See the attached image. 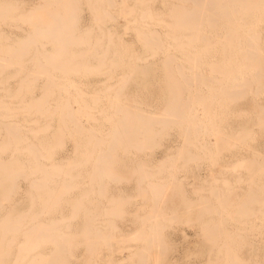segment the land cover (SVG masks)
Wrapping results in <instances>:
<instances>
[{
  "label": "bare ground",
  "instance_id": "obj_1",
  "mask_svg": "<svg viewBox=\"0 0 264 264\" xmlns=\"http://www.w3.org/2000/svg\"><path fill=\"white\" fill-rule=\"evenodd\" d=\"M1 1H5V0H1ZM0 1V2H1ZM17 2H18V0H16ZM36 1V0H35ZM44 1V0H43ZM49 0H46V2L47 3H49L48 2ZM54 1V0H53ZM58 1V0H57ZM64 0H60L59 1V3L58 2H55L54 4H52L53 6L52 7H55V5L56 6H58L59 4H60V2H63ZM80 0H78V2H79ZM95 3H96V5L92 2V5H90V3L91 2H89V0H88V2H89V4L87 3V6H89L90 5V7L91 6H96L95 8V10H94V8H93V10L95 11V15L94 16H96L95 18H93V20L94 19H96V22H99L98 20L99 19H102L103 21L102 22H99V23H103V27H104V32H105V39H98V40H96L97 41V43L99 42L100 44H95L96 45V47L98 46L99 47V50L98 49H96V47L95 48H93V49H91V48H88V47H86V46H83L82 48H80L79 50H75V49H73V48H71V47H69V45L68 44H70L72 41H73V39L74 40H76V38L78 39V33L79 34H82L83 36H82V38H80V40L82 41V39L85 37V36H87L88 37V34L90 33V35H91V32L92 31H90V32H88V34H87V32L85 31H81V33L80 32H78L77 33V26H76V24H77V20H76V24L73 22H70V21H72V20H68V18H70V17H72V15L70 16V17H68L70 14H69V12H71L72 10H79V8H76V6L77 5H75L76 3L73 1V0H65V2L64 3H62V4H60V9L59 10H62L63 12L62 13H60L59 12V10H52V12L50 13V9H53V8H50L48 11H49V14L50 15H47L46 14V12L47 11H45V14L44 15H47L48 17L49 16H51V18L50 19H48L47 20V22L46 23H44V19H43V16H41L40 17V14L39 13H42L43 11H39V13L38 12H36L37 10H44L45 8H42V7H44V5L43 4H41V2H38V3H40V5L38 4L37 5V3H36V6L35 7H38V6H40V7H38V8H35L34 10V13L36 12V13H38L39 15L37 16V17H40V18H42L43 20V23H39V22H37V23H32V24H38V25H34V26H32V24L31 25H28V27H29V29H27L26 31H24L25 33H26V35L24 36V37H26V38H19V37H23V35L22 36H19L18 34L15 36V39L14 40H12V43L14 44V45H10V43H9V45L6 47H1V45H0V67H3L2 69L0 68V73L1 72H3V69H5V67H7L6 69H8L9 67H11V68H14V67H17V66H19L20 68H21V66L23 67V63H26V62H28L29 61V59H36V61H38V60H40V61H44V62H36V64L38 65L37 67H35L36 69H35V71H34V69L32 68V71H31V73H33L34 72V76H32V77H28V76H30L29 75V73H27V71L29 72V70H27L25 73H27L28 75H25V76H23V77H18L19 78V80H17L16 81V83L14 84V86L13 87H9L8 85H7V83H6V81H5V79L0 75V91L2 92V94H1V96H0V115L2 116V118H3V120H1L0 119V130H5V132H6V141H5V143H4V148L2 149V150H0L1 152H0V155H1V153L2 152H4V151H8V150H10V153H11V155H9V157H11L12 158V160H10V159H7L8 160V163H10V161H12L10 164H9V166L8 165H5L4 164V161H3V163H2V159H1V161H0V173L1 172H3L2 174L5 176V177H10V173H12V174H14V176L12 177L13 179H14V181H16L17 180V178H18V176H19V178H20V176H25V177H27V178H29L30 180L32 179V181L30 182V180H29V182H28V185L29 186H32L33 187V189H34V191H38L39 193H41L42 191L41 190H43V191H49V189L48 188H50V187H54L55 186V184H58V183H63V184H65L66 185V187H67V189L68 188H70V190H74V189H79L80 190V193L79 194H81V197L80 198H78L77 200H76V202H78V204H77V206H75L76 205V203H74V205L72 206V208H76V209H78L79 210V208H81V206H83V208H86V207H88V205H90V203L95 199V195L93 194V190H91L92 189V185H91V181L92 180H97V183H98V186H104V187H101V188H97L96 189V192H98V197L100 196L101 197V195L103 194V193H105L106 192V190L104 189L106 186V184H105V182L108 184V182L107 181H105V180H107L108 178H110L111 176H113V171L115 170H113V166H115V167H117V165L118 164H114L113 165V160L115 159V157L117 156L116 155V150H118V148L116 147V146H120V148L119 149H122V147H124L125 146V149H122L123 150V152L126 150L127 151V149H126V147L128 146L129 147V149H130V147H135V149L137 150L138 149V151H141V150H144L145 148L147 149V147L146 146H144V147H142V148H144V149H142L141 148V146L140 145H145L146 144V142L148 141H150V140H154V139H156L157 141H158V137L159 136H162V135H164L166 132H168V130L169 129H171V128H177L178 129V134H177V136L179 135V137H182L183 138V144H184V146H186L185 144H187V147H189V145L190 144H192L193 143V145L192 146H194L195 148H196V146L195 145H197V144H199L198 142L197 143H195L194 144V142H196V141H198L199 139H202V137L203 136H207L208 138H210L209 137V135H210V133H211V135H212V133L213 132H215V135H212V137L214 138V136H215V138L216 139H219V140H216L215 138H214V142H213V145H217V143H218V141H220V143L222 144L223 143V141H226L225 142V148H227L226 147V145H228V143H227V141H230L229 140V138H231V137H233V139L234 140H236V141H238V143H242L243 145L242 146H244L245 144L243 143V142H247V141H264V0H158V5H159V7L158 8H160V9H158V10H156L155 9V11H152L151 10V8H152V6H151V8H150V4L154 1V0H140V1H138L137 0V2H135L136 0H107L106 1V3L107 4H109L108 2H112V4H115L116 2H117V4H119L120 5V8L118 7V12H119V14L124 18V20H127V24H125V26H127V28H130L131 30H132V32L134 33V38H135V40H136V42H138V43H140L141 44V49H140V51H135L134 50V48H133V44H129L127 41H125L124 40V37L123 36H118L117 35V33H116V25L118 24L119 25V23H117V22H114V20L116 19V18H114V17H112L111 16V14L110 15H106V13L107 12H105V7H103L102 8V12L100 11V3H99V5H98V2L100 1V0H93ZM102 1V0H101ZM104 1V0H103ZM155 1H157V0H155ZM6 2V1H5ZM8 3H9V1H7ZM7 2L6 3H0V4H2L3 6H4V4H6L7 5ZM11 2V1H10ZM23 2V1H22ZM44 3L45 5L47 4V3ZM67 2H68V4H71V7L74 5V7L73 8H71L70 7V5L68 6L67 5ZM75 4H74V3ZM77 2V1H76ZM84 2V1H83ZM51 3H53V2H51ZM57 3H58V5H57ZM12 2H11V4L9 3L8 5H9V7H11L10 9L11 10H13V8H12ZM16 4H18V3H15V5L13 6L14 8H16L17 10H18V7L20 6L21 7V2H20V5H17L16 6ZM63 4H66V5H63ZM79 4H81L82 5V2L80 1V3ZM79 4H78V7H81V6H79ZM103 4V3H102ZM2 5L0 6V8L1 9H3V7H2ZM7 5V6H8ZM11 5V6H10ZM64 6V9H63V6ZM98 5V6H97ZM111 5V4H110ZM5 7L6 9L7 8H9V7ZM42 6V7H41ZM93 6V7H94ZM104 6V5H103ZM153 6H154V4H153ZM45 7H47V6H45ZM58 7V8H59ZM70 7V8H69ZM102 7V6H101ZM115 8H116V6H114ZM114 7H112V9L114 8ZM157 7V6H156ZM42 8V9H41ZM86 8H88V7H86ZM114 8V9H115ZM154 8V7H153ZM0 9V13L2 12V10ZM21 9V8H20ZM19 9V10H20ZM48 8H46V10H47ZM81 9H82V7H81ZM80 9V10H81ZM69 10H71V11H69ZM79 10V11H80ZM86 10H88V9H86ZM91 9H89V11H90ZM104 10V11H103ZM4 11V10H3ZM8 11V10H7ZM16 10H14V12H15ZM28 12H32V14L30 13L29 14V16H34L33 14V10H27ZM54 11H56V12H54ZM82 11V10H81ZM80 11V12H81ZM108 11V10H107ZM6 12V11H5ZM10 12V11H9ZM14 12L13 13H9V15H2V13L0 14V22H2V20L3 19H8L9 17H12V18H16V17H13V14H14ZM17 12V11H16ZM27 12V13H28ZM54 12V13H53ZM73 12V11H72ZM77 12L78 11H76V12H73V14L75 13V15H77ZM91 12V11H90ZM112 12V11H111ZM27 13H25V16H24V14H21L20 13V15L21 16H23L24 18L26 17L27 18V20H28V15H27ZM35 13V14H36ZM48 13V12H47ZM79 13V12H78ZM104 13V14H103ZM3 14H5V13H3ZM10 14H12V16L10 15ZM43 14V13H42ZM41 14V15H42ZM52 14V15H51ZM72 14V13H71ZM84 14V13H83ZM107 14H109V13H107ZM20 15H17V16H19L20 17ZM37 15V14H36ZM75 15H74V17H75ZM79 15V14H78ZM78 15H77V17H78ZM86 15V14H85ZM18 17V20L20 21V18ZM70 18V19H74V21H75V18H77V17H75V18ZM79 17H80V15H79ZM78 17V18H79ZM98 17H99V19H98ZM121 17V18H122ZM12 18H9L10 20H12ZM23 18V19H24ZM25 18V19H26ZM34 18H36L35 16H34ZM77 18V19H78ZM83 18V17H82ZM8 19V20H9ZM17 19V18H16ZM29 19H32V18H30L29 17ZM98 19V20H97ZM10 20H9V22H10ZM18 20H16V21H18ZM22 20V19H21ZM37 20H41V19H39V18H36V21ZM45 20H46V18H45ZM79 20V19H78ZM118 20V19H117ZM123 20V19H122ZM7 21V20H6ZM42 21H40V22H42ZM85 21H87V20H85ZM119 21V20H118ZM3 22H5V21H3ZM13 22H15L14 21V19H13ZM32 22V21H31ZM30 22V23H31ZM92 22H95V20L94 21H92ZM16 23H18V22H16ZM23 24H24V22H22ZM29 22H28V24H30ZM98 23V24H99ZM25 24H27V23H25ZM124 24V23H123ZM19 24H17V26H18ZM95 25H96V27H98V25L95 23ZM117 25V26H118ZM1 26V25H0ZM87 25H85V27H86ZM124 26V25H123ZM12 27V26H11ZM13 27H15L16 29H21L20 28V25H19V28H17L16 27V25H14ZM94 27V26H93ZM24 28V27H23ZM27 28V27H26ZM84 28V27H83ZM90 28V27H89ZM92 28V27H91ZM125 28V27H124ZM0 29H3V28H1L0 27ZM5 29V28H4ZM88 29V28H87ZM93 29V28H92ZM99 30V28H96V29H93V32H95L96 30ZM120 29V28H119ZM23 30V29H22ZM24 30H25V28H24ZM84 30H86V28L84 29ZM126 30H128V29H126ZM125 29L123 30V31H126ZM100 31V30H99ZM102 31V30H101ZM82 32H84L85 34H87V35H84ZM13 33V32H12ZM75 33H77V37H76V35H75ZM97 33V32H96ZM15 34V33H14ZM126 33L124 32V35H125ZM90 35H89V37H90ZM102 35H103V33H102ZM127 35V34H126ZM130 35V34H129ZM7 37V33L6 32H4V30H0V38L2 37ZM74 36L76 37V38H74ZM81 36V35H80ZM4 37V38H5ZM10 37V40H11V36H9ZM8 37V38H9ZM103 37V36H102ZM86 38V37H85ZM84 38V39H85ZM84 39H83V41H84ZM90 39V38H89ZM5 40L7 41V38H5ZM87 40L88 39H85V41L87 42ZM93 40H95V37H94V39ZM77 41V40H76ZM90 41H92V39L90 40ZM1 42L3 43V41L1 40ZM59 42H62V44H60ZM74 42V41H73ZM85 42V43H86ZM89 42V41H88ZM95 42V41H94ZM1 43V44H2ZM79 44V42L77 41V42H74V44ZM84 43V42H83ZM93 43V42H92ZM5 44V43H4ZM8 44V43H7ZM7 44H5V45H7ZM31 44H34V46H36L35 48L36 49H34L32 46H30ZM35 44H37V45H41V48L42 49H39V50H37L38 48H37V45H35ZM72 44V43H71ZM139 44V45H140ZM91 45V44H90ZM94 45V44H93ZM94 45V46H95ZM2 46H4L3 44H2ZM48 46H51V48L50 47H48ZM93 46V47H94ZM45 47H48V48H46V49H44ZM90 47V46H89ZM90 49H91V52H90ZM138 49V48H137ZM83 51H84V53H83ZM58 53H60V54H58ZM123 53H125V55H127V57L132 61L133 60V62L135 63V66H136V68L133 70L132 69V71L130 70L131 69V67H130V71H128V73L127 72H125L126 73V76L125 75H123L121 78H120V80L119 81H117V82H119V83H121L122 81L121 80H123V84L121 83L119 86H117V88H115L116 90H117V93H115V89H114V94H116L115 95V97H114V99H115V101H114V104L113 105H111V103H109V105H111V106H108V107H110V110L108 111V107H105L104 105V107H105V109H106V117L104 116V121L108 124V127H106V128H103L102 126L104 125H101V127L100 126H96V125H94V127H87V125H86V127L83 125V124H81V122H83L82 120L80 121V116H86L85 118H83V119H86V121H87V119H91V121L92 122H94V123H96L98 120H99V118L98 119H96V116L97 115H99L100 116V112L103 110H99V111H95V112H85L84 111V108H87V109H91V107L89 106V108H88V104H86V107H84L83 108V106L81 105V109H82V111H81V109H80V107L78 106V104H77V102H75V101H77V100H75L74 102L77 104H75V106L77 107V109H76V107L74 108L73 106H72V104H71V102H70V100H68L67 99V97H66V99L65 100H62L61 99V94H62V90H63V92L64 91H67V92H69V90H66L68 87L70 88V86H67V88H65L64 87V84H65V82L67 81L68 82V85L70 84V81H71V79H70V77H68L69 75H70V70H69V68H67L68 69V72H67V69L65 68L64 69V67L62 66V64H64V62H63V60H62V64H61V67H63L62 69L63 70H65L64 72H62L63 70L62 69H60V73H62V75L59 73H57V78H58V75H60L61 77H63V74L65 73V76L63 77L64 79H62V78H60L59 77V79L56 81L55 79H56V77L54 78H52V76H51V74H50V67H52L53 69H54V71H55V69L56 70H59V68L60 67H54V65L55 66H57L56 64H57V61H56V59L58 60V59H60V58H56L55 59V55L57 54V55H59L58 57H60V56H70L69 58H67L66 60L67 61H69V63H71V61H73V60H75L74 58H79L78 59V61H80V60H82L83 59V61H84V58L86 57V55H88L87 56V58L88 57H92L93 59L94 58H97V61L99 60V61H101V60H109L110 61V63H112V66L111 67H113L114 65L116 66L117 65V61L119 60V59H121L120 58V56L123 54ZM62 54V55H61ZM57 55H56V57H57ZM71 56L73 57V58H71ZM25 58H28V59H26V62L24 61V62H21L20 63V61L21 60H23V59H25ZM64 58V57H63ZM62 58V59H63ZM82 58V59H81ZM86 58V59H87ZM127 58V59H128ZM65 59V58H64ZM72 59V60H71ZM129 59H128V62H129ZM28 60V61H27ZM52 60H53V62H52ZM54 60L56 61V64L54 63ZM178 60H184L186 63H188L191 67H189V70L191 71V69L190 68H192L193 69V71L194 70H199V72L201 73V70H202V68H203V66H206L207 68H208V70H206V71H209L208 73L209 74H207V75H209L210 76V78H206L204 75H202V74H200L198 71V73H196V71H194V73L193 74H191V75H189V74H187L186 73V66L185 65H183V66H185L184 68L181 66V64H180V62H179V66L177 65V64H175V62L176 61H178ZM59 61V60H58ZM65 61V60H64ZM67 61H65V64H66V62ZM77 61V60H76ZM75 61V62H76ZM76 62V64H79L80 62ZM87 61V62H86ZM88 61L90 62V60H85V62L86 63H88ZM122 60H120V63H124V60L121 62ZM160 62V64L159 65H161V67H163L162 68V71H163V69H164V71L163 72H165L166 73V75H165V78H166V83H165V87H166V89H167V95L164 97V98H166V99H164L163 101H162V105H161V107H160V105H159V108L160 109H158V107H157V109H156V107H154L153 106V104H151V103H146V104H142L141 102V100H140V102L138 101L137 102V100H136V97H137V93H128V95H125V98H123V99H120L121 97H123V95L121 96V97H119L118 98V91H120V92H122L121 90H123V88H121V87H125V86H123V85H125V83L128 81V80H130V79H128L127 80V78H131L132 77V74L133 73H141V74H143V70H142V68L145 66V65H148L149 63H156V62ZM35 62H34V65H35ZM75 62H72V65L75 63ZM101 62H103V64H104V61H101ZM101 62H97V65H99L98 67H102L101 65H102V63ZM29 63V62H28ZM32 63V62H31ZM45 63H47L46 64V66L49 64L50 65V67L48 68V66H47V68L45 67ZM81 63H82V61H81ZM101 63V64H100ZM120 63H118V65L116 66V67H118L119 66V64ZM27 64V63H26ZM54 64V65H53ZM59 62H58V66H59ZM64 64V65H65ZM67 64H68V62H67ZM85 64V63H84ZM84 64L82 65V66H84ZM92 64V63H91ZM121 64V65H122ZM185 64V63H184ZM34 65H32L33 67H34ZM75 65V64H74ZM97 65H92L93 67H97ZM105 65V64H104ZM176 65V69L178 68V75L177 74H175L174 72L175 71H173V69L172 68H174V66ZM189 65H187V66H189ZM14 66V67H13ZM36 66V65H35ZM66 66V65H65ZM69 66H70V64H69ZM68 66V67H69ZM82 66H79V67H82ZM88 66V65H87ZM86 67V65L83 67L84 69H90V70H86L85 71V73H84V71H83V74L85 75V74H87L86 72H88V73H92L91 71H93L94 73L95 72H98L99 71V69L96 71H94V68L93 67ZM110 66V65H109ZM152 66H154V65H152ZM151 66V67H152ZM155 66H157V65H155ZM154 66V67H155ZM25 67H27L26 65H25ZM71 67V66H70ZM75 67V66H74ZM79 67H76L78 70L76 71V70H74V71H76L75 73L72 71V69H71V72L73 73V74H75V75H77L78 73L77 72H79V70H80V68ZM86 67V68H85ZM97 67V68H98ZM111 67H108V68H106V69H109V68H111ZM138 67V68H137ZM153 67V68H154ZM158 67V66H157ZM161 67H158V68H160L159 70H161ZM30 68V67H29ZM39 68V69H38ZM96 68V69H97ZM123 68H125V67H123ZM129 68V67H128ZM157 68V69H158ZM23 69V68H22ZM25 69V68H24ZM38 69V70H37ZM75 69V68H74ZM91 69H93V70H91ZM101 69V68H100ZM105 69V70H106ZM145 69V68H144ZM152 69V68H151ZM206 69V68H205ZM18 69L16 68V70H15V73L16 72H18L17 71ZM31 70V69H30ZM52 70V69H51ZM82 70V69H81ZM113 70H114V68H113ZM127 70V69H126ZM204 70V69H203ZM24 71V70H23ZM53 71V70H52ZM54 71L53 72H51V73H54ZM104 71V70H103ZM107 71H110V69L109 70H107ZM107 71H104V73L106 74V72ZM111 71H112V69H111ZM110 71V72H111ZM141 71V72H140ZM205 70H204V74L206 75V72ZM19 72H21V71H19ZM18 72V73H19ZM56 72V71H55ZM66 72L69 74H66ZM100 72V71H99ZM117 72V71H116ZM122 72V71H121ZM180 72V73H179ZM189 72V71H188ZM190 72V73H191ZM10 73V72H9ZM8 73V74H9ZM15 73L14 72H12V75H11V77L10 78H12L13 77V74L15 75ZM17 73V74H18ZM24 73V72H23ZM23 73H22V75H23ZM101 73V72H100ZM104 73H102V74H104ZM150 73H151V71H150ZM149 73V74H150ZM164 73V74H165ZM17 74H16V76H17ZM55 74V73H54ZM81 74V73H80ZM93 74V73H92ZM101 74V75H102ZM107 74H109V73H107ZM111 74V73H110ZM115 74V73H114ZM113 74V75H114ZM140 74V75H141ZM155 74H157V73H155ZM9 75V76H10ZM67 75V76H66ZM74 75V76H75ZM100 74H99V76H101ZM120 75H121V73H120ZM131 75V76H130ZM144 75V74H143ZM146 75V74H145ZM90 76V75H89ZM124 76H125V78H124ZM129 76V77H128ZM133 76H138L137 74L136 75H134L133 74ZM152 76V75H151ZM150 76V77H151ZM164 76V75H163ZM177 76H178V78H177ZM208 76V77H209ZM2 77V78H1ZM66 77V78H65ZM67 77L69 78V81L67 80ZM82 75H81V79H82ZM87 77V76H86ZM90 77H94V76H90ZM96 77V76H95ZM110 77H112V76H110ZM110 77H108V78H110ZM179 77H180V79H179ZM39 78H44L45 80H44V82L42 81V85H41V83H39L40 85H36L37 84V82L38 81H36L37 79L39 80ZM79 78H80V75H79ZM101 78V77H100ZM8 79V78H7ZM60 79H62L63 81H64V83L63 84H61L62 82H58ZM73 79H74V77H73ZM87 79H88V77H87ZM106 79H107V77L105 78V81H106ZM111 79V78H110ZM164 79V78H163ZM179 79V80H178ZM182 79H183V81H182ZM10 80V79H9ZM42 80V79H41ZM103 80H104V78H103ZM103 80L101 81L102 83H103ZM112 80H114V79H112ZM134 80V82H136L135 81V78L133 79ZM147 80V79H146ZM151 80V79H150ZM153 80V79H152ZM181 80V81H180ZM190 80V81H189ZM194 80V81H193ZM75 81H76V79H75ZM74 81V82H75ZM81 81V80H80ZM79 81V82H80ZM100 81H98V83L100 82ZM104 81V82H105ZM109 81V80H108ZM115 81H116V79H115ZM114 81V82H115ZM126 81V82H125ZM147 81H149V79L147 80ZM157 80H155V82H156ZM211 81V82H210ZM66 82V83H67ZM74 82H72L71 81V84H72V86L74 85L75 86V88L74 89H76V88H78L76 85V83H78V82H76L75 84H74ZM94 82H96V81H94ZM107 82V81H106ZM114 82H112L113 83V86L115 85V84H117V82H115V84H114ZM133 82V81H132ZM140 82H141V80H140ZM182 82H186L185 84H187V83H189V84H187L188 86H182ZM190 82H193V83H190ZM209 82L211 83V84H209ZM36 83V84H35ZM82 83V82H81ZM86 83V82H85ZM84 83V84H85ZM109 83V82H108ZM111 82L109 83V84H112ZM158 83H159V81H158ZM182 83V84H181ZM88 84H89V82H88ZM92 84H95V83H92ZM92 84H90V87H91V85ZM101 84V83H100ZM104 84V83H103ZM109 84H107V86H106V88H108L107 90H109V89H111V91H113L112 89L113 88H111V87H113L112 85H110L109 86ZM143 84V83H142ZM152 84V83H151ZM154 84V83H153ZM160 84V83H159ZM158 84V85H159ZM163 84H164V82H163ZM181 84V85H180ZM192 84H194V85H192ZM83 85V84H82ZM106 85V84H105ZM132 85V84H131ZM162 85V84H161ZM71 86V87H72ZM88 86V85H87ZM95 86V85H94ZM93 86V87H94ZM104 86V85H103ZM102 85H101V87H103ZM130 86V85H129ZM133 86H135L136 87V85H133ZM137 86L139 87L140 85L137 83ZM142 86V85H141ZM151 86V85H150ZM147 87V86H143L144 87V89H147L148 91L151 89V87ZM153 86H155V85H153ZM64 87V88H63ZM95 87H97V86H95ZM94 87V88H95ZM105 87V86H104ZM134 87V88H135ZM137 87V89H139ZM156 87V86H155ZM73 88V87H72ZM80 88V87H79ZM78 88V89H79ZM85 88H86V84H85ZM93 88V89H94ZM121 90H120V89ZM126 88V91H127V89L129 88H127V87H125ZM124 88V89H125ZM163 88V87H162ZM162 88H161V90H162ZM35 89H37L38 91H41V94H39L40 95V97L38 96V97H36V96H34V90ZM87 90H88V88H86ZM95 89H97V88H95ZM101 89V88H100ZM103 89V88H102ZM131 89V88H130ZM72 89H70V91H71ZM98 90V89H97ZM104 90V92L102 93V90L100 91V93H101V95L103 94V96L105 95V92H107L106 90H105V88L103 89ZM133 90V89H132ZM156 90H157V88H156ZM164 90H165V88H164ZM82 91V92H81ZM81 91L80 90H78L77 92L78 93H80V95L78 94V96H84L83 94H84V92H83V90H82V88H81ZM85 91V90H84ZM110 91V94L112 93ZM131 91V90H130ZM129 91V89H128V92H130ZM150 91H152V89L150 90ZM149 91V92H150ZM160 90H158L156 93H158ZM67 92H64V93H66L67 94V96H68V94L69 93H67ZM87 92V91H86ZM94 92H95V90H94ZM93 92V94H94V96H95V94H99V93H94ZM161 92V91H160ZM38 93V92H37ZM88 93V92H87ZM87 93H85V96L87 97ZM122 93H124V91L122 92ZM142 93V92H141ZM151 93V92H150ZM149 93V94H150ZM82 94V95H81ZM130 94V95H129ZM155 94V93H154ZM77 95V94H76ZM101 95L99 94V95H97V97L98 96H100L101 97ZM118 95V96H117ZM152 95H153V93H152ZM151 95V96H152ZM156 96H154V97H156L157 99L159 98L158 96L159 95H157V94H155ZM15 96V97H14ZM71 96V95H70ZM69 96V97H70ZM89 97H90V94L88 95ZM106 96H108V97H111V96H109V95H106ZM105 96V97H106ZM139 96V95H138ZM145 96V95H144ZM12 97H13V99L14 98H16L17 99V101L16 102H14L15 103V105H14V103H12V107H11V105H10V103L8 102V103H5V101H4V99H8V98H10L9 100H12ZM64 97H65V95H64ZM68 97V98H69ZM72 97V96H71ZM85 97V98H86ZM96 97V96H95ZM95 97H90V98H93V100H92V104H94V103H97L98 102V100L100 101V102H102V99L100 98V99H97V97H96V99H95ZM107 97V99H109ZM74 98H75V96H74ZM102 98H104V97H102ZM151 98V97H150ZM150 98H148V99H146V102L148 101V102H150L149 101V99ZM155 98V99H156ZM64 99V98H63ZM76 99V98H75ZM80 100H82L81 98H79ZM84 99V98H83ZM89 99V98H88ZM113 99V96H112V100H111V102L114 100ZM118 99H120V100H118ZM125 99V101L126 102H124L123 100ZM160 99H162V97L160 96ZM71 100H72V98H71ZM97 100V101H96ZM110 100V99H109ZM122 100V101H121ZM86 101V100H85ZM93 101H95V102H93ZM214 101H216L217 103L219 102V104H218V106L216 107V104H215V107L216 108H220V110L218 111L221 115L220 116H218V114L217 113H215L214 111H216V108L213 106V103H214ZM82 102V101H81ZM104 102V101H103ZM110 102V101H109ZM151 102H152V100H151ZM154 102V101H153ZM202 102L204 103V109L202 110L203 111V114L206 112V117H207V114H208V116L210 115V116H214V118H212V119H206L205 121L206 122H210L209 124H210V127L212 126V124L213 123H218V124H215V126H221L220 128H223L224 127V131H223V129L221 130L220 128H218L217 127V129H219L218 131L215 129V127H214V125L212 126V127H214V130H213V132H212V130H210L211 128L210 127H208V123L206 124V122H205V124L207 125V127H208V129L211 131V132H209V130H207L205 127H204V129H203V131H201L202 129H201V123H203L202 121H201V118H199L198 116H197V114L195 113V112H200V110L198 109V111H197V108H196V111L194 112L193 110H191V108L193 107V105L195 106L196 104H194V103H197V107H199L198 105L199 104H202ZM83 103H84V101H83ZM87 103H90V102H87ZM103 104V103H102ZM161 104V103H160ZM84 105H85V103H84ZM90 105V104H89ZM95 105V104H94ZM94 105H91V106H94ZM97 105H99L98 103H97ZM107 105V104H106ZM158 105V104H157ZM96 106V105H95ZM94 106V107H95ZM190 106H191V108H190ZM213 106V107H212ZM94 107H93V109H94ZM99 107V106H98ZM189 107L190 108V110L192 111V112H194V114H192V112L191 111H189V112H187L188 110H189V108L187 109V108ZM206 107V108H205ZM78 108L80 109V112H79V110H78ZM99 108H102V107H99ZM99 108H97V110L99 109ZM202 108V107H201ZM184 109V110H183ZM187 109V111H185ZM192 109H194V107L192 108ZM78 110V111H77ZM90 111V110H89ZM205 111V112H204ZM82 112V113H81ZM104 112V111H103ZM102 112V113H103ZM211 112H214L213 114L211 113ZM101 113V114H102ZM210 113V114H209ZM201 114V113H200ZM202 114V115H203ZM212 114V115H211ZM215 114H217V118H218V121H216L217 119L215 118ZM228 115L227 116V118L228 117H230V119L232 118L233 120H234V122H232V123H230V124H232V128L231 129H233V131L231 130V129H229V132H228V128H229V126H227V127H225L226 126V124H227V122H226V117L224 116V115ZM201 116V115H200ZM204 116V115H203ZM209 116V117H210ZM223 116L225 117V120H222V119H224L223 118ZM209 117H207V118H209ZM1 118V117H0ZM103 119H102V121H103ZM205 118H203L202 120H204ZM220 119V120H219ZM229 119V118H228ZM229 119V120H230ZM94 120V121H93ZM97 120V121H96ZM209 120H213V121H209ZM222 120V121H221ZM96 121V122H95ZM101 121V120H100ZM225 121V126H222V125H224V124H222V122H224ZM228 121V120H227ZM232 121V120H231ZM230 121V122H231ZM89 122V121H88ZM88 122H86V123H88ZM221 122V123H220ZM84 123V122H83ZM93 123V124H94ZM99 123V122H98ZM229 123V122H228ZM235 123V124H234ZM97 124V123H96ZM90 125V124H89ZM99 125V124H98ZM105 126H107V125H105ZM202 126H204V125H202ZM192 128V129H191ZM201 129V130H200ZM173 130V129H172ZM220 130L221 131H223L221 134H220ZM205 131H206V133H205ZM230 131H232L231 133H230ZM175 132V131H174ZM176 133V132H175ZM2 134V133H1ZM166 134H168V133H166ZM170 134V133H169ZM172 134V133H171ZM171 134L169 135V136H171ZM173 135H174V133H173ZM172 135V136H173ZM168 136V135H167ZM169 136H168V138H169ZM175 136V135H174ZM65 138L67 139H70L71 141H72V154H76V157L78 156V154L79 155H81V156H83V158H84V160L83 161H81V162H79L78 161V163H77V161H74V163H76V164H72V159L69 157V156H67L68 154H69V151H68V154L66 155L67 157H69L70 158V160L72 161H70V163L72 164V165H68V160H65L67 163V166L63 163V164H61V163H59L60 162V160H62L60 157H58V150L60 149V150H64L63 148H64V146H65V144H64V140H65ZM84 138V139H83ZM52 139L53 140H55V141H53L52 142ZM67 139V140H68ZM81 139V140H80ZM160 139H161V137H160ZM170 139H171V137H170ZM174 139V138H173ZM177 139V138H176ZM233 139L231 140V141H233ZM3 140V139H2ZM162 140H164V139H162ZM162 140H159V141H162ZM205 140V139H204ZM107 141H109L108 143H107ZM165 141H166V139H165ZM169 141V140H168ZM174 141V140H173ZM173 141H171V142H173ZM176 141V140H175ZM185 141V142H184ZM206 141H208V140H206ZM206 141H205V143H206ZM215 141H217V142H215ZM120 142V143H119ZM122 142V143H121ZM147 142V143H148ZM152 142V143H151ZM150 143L151 144H148V150H151V148L150 147H152L154 150H156L155 148H154V146L156 145V146H158V144H161V143H157V142H155V144L153 143V141H151ZM200 142V141H199ZM209 142V141H208ZM212 142H210V143H212ZM233 142H235V141H233ZM233 142H231V144H230V147H231V145H232V143ZM68 143H69V140H68ZM157 143V144H156ZM163 143V142H162ZM174 143H176V142H174ZM178 143V142H177ZM180 143V142H179ZM181 143H182V140H181ZM201 143V142H200ZM209 143V144H210ZM227 143V144H226ZM236 143V142H235ZM249 142H247V144H248ZM259 143H261V142H258V143H254V145H256L257 144V147H258V144ZM166 144V143H165ZM182 144V145H183ZM220 144V146H223L224 144H222L221 145ZM251 144V143H250ZM263 144V143H262ZM260 145V146H262L263 147V145ZM151 145V146H150ZM168 145V144H167ZM175 145V144H174ZM177 145V144H176ZM181 144H180V147H178V148H176V149H178V150H176L177 152H182V151H184V149L186 150V148L184 147H182V150H181V146H182ZM200 145H204V149H205V146H206V144H204V142H203V144L201 143ZM213 145H210V147L212 146L213 147ZM237 144H235V145H233V146H235V148L236 147H238L239 145H241V144H239L238 146H236ZM252 145V144H251ZM1 146V145H0ZM104 146V147H103ZM164 146V145H163ZM169 146V145H168ZM171 146V145H170ZM169 146V147H170ZM198 147H199V145H197ZM214 146V147H215ZM218 146V145H217ZM250 146V145H249ZM259 146V147H260ZM66 147V146H65ZM159 147H161V145L159 146ZM165 147V146H164ZM167 147V146H166ZM175 147V146H174ZM207 147H209V145L207 146ZM219 147V146H218ZM245 147V146H244ZM246 147H247V145H246ZM252 147V148H251ZM250 147V149H252L253 150V145ZM171 148V147H170ZM170 148H168V149H170ZM173 148V147H172ZM180 148V149H179ZM220 148V147H219ZM228 148H229V146H228ZM227 148V149H228ZM233 148V147H232ZM128 149V150H129ZM166 149V148H165ZM174 149V148H173ZM190 149H191V147H190ZM198 149H201L200 147L198 148ZM211 149H215V151H216V149H217V147H215V148H211ZM223 149V148H222ZM239 149H241L240 148V146H239ZM242 149H243V147H242ZM241 149V150H242ZM245 149V148H244ZM243 149V150H244ZM249 149V148H248ZM247 149V150H248ZM249 149V150H250ZM256 149V148H255ZM67 150V149H66ZM162 150V149H161ZM189 150V149H188ZM188 150H186L187 151V155L189 156L186 160L185 159H183L182 160V162H180V165H178V163H174L175 164V167H177V165L180 167V166H185V163H186V165L188 164V161L190 160L191 162L193 161H195V158L197 159L198 158V155L197 154H195L194 153V155L191 153L190 154V152L188 151ZM192 150V149H191ZM203 150V149H202ZM223 150H225V149H223ZM233 150V149H232ZM235 150V149H234ZM238 150V149H237ZM246 150V151H247ZM252 150H251V153H252ZM261 150V149H260ZM120 151V150H119ZM126 151H125V153H126ZM130 151V150H129ZM129 151H127V152H129ZM153 151V150H152ZM152 151H151V153H152ZM163 151H164V149H163ZM171 151V152H170ZM170 153H172V149H170ZM174 151V150H173ZM205 151H206V149H205ZM211 151H213L214 152V150H208L207 149V151H206V153H208V157H210L211 158V156L212 155H214V157L216 156V158L218 157V154L217 153H215L214 152V154H212L211 156L209 155V154H211L210 152ZM219 151H222L221 149L219 150ZM255 151V150H254ZM122 152V153H123ZM132 152V151H131ZM130 152V153H131ZM142 152V151H141ZM144 152H146V151H144ZM179 152V155L181 154ZM188 152H189V154H188ZM194 152V151H193ZM195 152H196V150H195ZM198 152V151H197ZM200 152V151H199ZM212 152V153H213ZM217 152V151H216ZM231 152V151H230ZM255 152H257V151H255ZM255 152H253L254 154H255ZM260 152V151H259ZM258 152V153H259ZM7 153V152H6ZM129 153V154H130ZM136 153V152H135ZM150 153V152H149ZM149 153H148V155H147V153H144V154H146L147 155V157L149 156ZM150 153V154H151ZM162 153H164V152H162ZM165 153H168V152H165ZM202 153V152H201ZM204 153V152H203ZM218 153H220V152H218ZM234 153H235V151H234ZM236 153H238V152H236ZM241 153V152H240ZM244 153V152H243ZM252 153V154H253ZM119 154V153H118ZM137 154H139V153H137ZM152 154H154V153H152ZM151 154V155H152ZM157 154V153H156ZM175 154H176V152H175ZM182 154H184V156H186L185 155V153H183L182 152ZM232 154V153H231ZM5 155V154H4ZM132 155H134V154H132ZM145 155V156H146ZM150 155V156H151ZM169 155V154H168ZM172 155V154H171ZM177 155V157L179 156L178 155V153L176 154ZM206 156H207V154H205ZM205 155L204 154H202V158H203V160L205 159H207V157L205 158ZM236 155V154H235ZM241 155H243V154H241ZM6 156V155H5ZM95 156V159H93V157ZM119 156V155H118ZM137 156V155H136ZM136 156H134V157H136ZM144 156V157H145ZM149 156V157H150ZM162 156V155H161ZM166 156V155H165ZM165 156H164V158H165ZM201 156V155H200ZM220 156H222V152H221V155ZM252 156H254V155H252ZM260 157H262L261 159V161H259V165L258 164H256L257 162H258V160L256 161V163H254L255 165H256V168H254L255 169V173H256V175H257V171L258 170H260V171H263L264 172V153H260V155H259ZM259 156H256L257 158L259 157ZM2 157V156H1ZM9 157H7V158H9ZM75 157V158H76ZM120 157V156H119ZM129 157V156H128ZM133 157V158H134ZM139 157H141V156H139ZM139 157H138V159H139ZM156 157V156H155ZM167 157V156H166ZM180 157V156H179ZM223 157V156H222ZM230 157V156H229ZM233 157H234V155H233ZM255 157V156H254ZM4 158V157H3ZM60 158V159H59ZM65 158V157H64ZM130 158V157H129ZM170 158V160H171V158L172 157H169ZM175 158V157H174ZM173 158V159H174ZM182 158V157H181ZM186 158V157H185ZM194 158V159H193ZM200 158V157H199ZM220 158V157H219ZM225 158H227V157H225ZM232 158V157H231ZM235 158V157H234ZM80 159H82V158H80ZM92 159H93V163H92V165L93 164H96V165H94L95 166V168H96V170H94V169H92L91 168V170H90V168H89V165H90V163H91V161H92ZM108 159V160H107ZM111 159H113L112 160V162H109V163H112V165L110 166L109 164H108V161H110ZM122 159H126V158H123L122 157ZM131 159V158H130ZM130 159H126V160H121V162H122V166L124 165V162L126 163V165H127V163L129 162V160ZM135 159H137V158H135ZM142 159H144V158H142ZM149 159H151V158H149ZM168 159V158H167ZM173 159H172V161H173ZM178 158H176V160H177ZM201 159V158H200ZM200 159L198 160V161H200ZM209 159V158H208ZM215 159V158H214ZM223 158H220L219 160H222ZM231 162H230V164L229 165H231V163L233 162L232 161V159H230V158H228ZM242 159V158H241ZM240 159V160H241ZM244 159V158H243ZM246 159H247V157H246ZM246 159H245V161H246ZM252 159V158H251ZM4 160V159H3ZM10 160V161H9ZM22 160L24 161V165H25V161H26V164H28L27 165V167L26 166H24V165H22L23 163H22ZM106 162H105V161ZM116 160V159H115ZM133 160V159H132ZM140 160V159H139ZM154 160V159H153ZM159 160V159H158ZM157 160V161H158ZM185 160V163H183V161ZM202 160V159H201ZM218 160V159H217ZM219 160H218V162H219ZM227 160V159H226ZM237 160V162H238V159H236ZM236 160L234 161V162H236ZM239 160V161H240ZM64 161V160H63ZM95 161H97L96 163H95ZM118 161V160H117ZM117 161L115 162V163H117ZM135 161V160H134ZM137 162H138V160H136ZM146 161V160H145ZM147 161L149 162L150 160H148L147 159ZM145 162V163H148V162ZM164 161V160H163ZM168 160H165V164H163V162H162V158H161V160L159 161V162H157V163H159V165L157 164V166L158 167H156L155 165H154V167H156V168H158V172L156 171L155 172V170H153V169H151V170H153L154 171V174L152 173V171L149 173H147V171H145V170H141L142 168H144V166H143V164H139L137 167H135V168H137V170H136V173H137V171H139L138 169L140 168V165H141V168H140V171L138 172V174H139V177L137 176V174H136V179H138V183H141L142 184V182H143V180L145 179V178H149L148 176H154L156 173H157V175H155L156 176V180H154L153 179V181L150 179L149 181H151L150 182V184L148 185V184H146L147 183V181H146V186L149 188V187H153L152 189H149L150 191V193H151V195H153V196H155V197H153L152 196V198H151V200H152V204H151V208H149V209H151V211H153V213H151V212H149V210H148V212L149 213H151V214H146V215H148V216H145V215H143L144 217H145V219H144V217L142 218L141 216H139V217H135L134 219H136L137 220V218H140V219H143L144 221L147 219L148 220V218H149V223H150V221L153 219V220H155L154 221V224H151L150 223V228H149V226H146L148 229H149V232L148 233H150L151 232V234L152 233H154L153 235H149L148 233L146 234V235H148L145 239L148 241L149 240V242H147V243H145L146 241H145V239H144V236H143V234L142 233H140L141 232V229H139V232H137V228L139 227V226H137L136 227V229L137 230H135V232L137 233H133L134 232V230H133V232H132V234H129L128 236L130 237H128L127 235L125 236V240H128V241H126V243H129V242H131V241H133V240H131V238L133 239V238H135V240L133 241V242H136L140 237H141V234H142V236H143V240L145 241H142V242H144L145 243V245L144 246H146L147 245V247H150L149 245H152L153 247L155 246H157V244L158 245H160V247L162 246V248H163V246H164V244L163 243H165V242H163V241H161L160 242V240H162V237L160 236V234H163L162 233V230L164 231L165 230V226L164 225H166V223L163 225V226H158L157 227V225H159L158 224V220H157V218H158V216H159V218H162L161 217V213H160V215L158 214L161 210V206H159V210L160 211H158V210H156L157 209V207H156V205H157V201H158V199L160 200L162 197H160L161 196V193L162 192H164V190H162V188L160 187V185L161 184H159V180H162V177H161V179H159V178H157L158 177V175H161V173H162V171H161V169H159L160 168V166H161V168H162V170L163 171H165L164 169H163V167H162V165L163 166H165L167 163ZM178 161V160H177ZM176 161V162H177ZM189 161V162H190ZM209 161V160H208ZM222 161H224V159L222 160ZM222 161L221 162H219V163H222ZM242 162H243V160H241ZM241 161H240V165L242 164L241 163ZM253 161V160H252ZM252 161H250L251 163H253ZM104 162V163H103ZM120 162V163H121ZM137 162H135L136 164H137ZM141 162V161H140ZM144 161H142V163H143ZM170 163H173V162H171V161H169ZM179 162V161H178ZM206 162V161H205ZM204 162V163H205ZM247 164H249V157H248V159H247ZM261 162V163H260ZM3 165H5V167L4 166H2V164ZM82 163V164H81ZM98 163V164H97ZM134 163V162H133ZM155 163H156V161H155ZM154 163V164H155ZM161 163H162V165H161ZM170 163H168V165L170 164ZM181 163H183V165H181ZM195 163V162H194ZM196 163H198V162H196ZM195 163V164H196ZM201 163H203V162H201ZM209 163L211 164V163H213V160H212V162L211 161H209ZM208 163V164H209ZM215 163H216V161H215ZM219 163H218V165H219ZM224 163H228V161L226 162V161H224ZM246 163V162H245ZM250 163V165H252ZM105 164V165H104ZM173 164V165H174ZM177 164V165H176ZM207 163H205V165H206ZM214 164V163H213ZM223 164V163H222ZM221 164V165H222ZM236 164V163H235ZM238 164L239 163H237L236 165L238 166ZM11 165H13V166H11ZM79 165H81V166H79ZM125 165V166H126ZM148 165V164H147ZM149 165H151V163L149 164ZM173 165H170V166H173ZM197 165V164H196ZM200 165V164H199ZM202 165V164H201ZM212 165V164H211ZM217 165V164H216ZM221 165H219L218 167H216V168H219ZM223 165H226V164H223ZM228 165V164H227ZM244 165V164H243ZM109 166V167H108ZM118 166H120V165H118ZM128 166V165H127ZM132 166H133V164H132ZM135 166V165H134ZM152 166V165H151ZM151 166L149 167V168H151ZM187 166H189V165H187ZM190 166H192L191 164H190ZM207 166V165H206ZM209 166V165H208ZM214 166V165H213ZM247 166V165H246ZM249 166V165H248ZM248 166H247V168H248ZM260 167V169H259V167ZM13 167V168H12ZM93 167V166H92ZM124 167V166H123ZM147 167V166H146ZM174 167V168H175ZM195 167H199V166H195ZM228 167V166H227ZM230 167V166H229ZM121 168V167H120ZM126 168V167H125ZM125 168H122V169H125ZM128 168V167H127ZM126 168V169H127ZM131 168V167H130ZM169 168H172V167H168V172H169ZM178 168V167H177ZM181 168V171L183 170L182 169V167H180ZM184 168V167H183ZM186 166H185V169H184V171L186 170ZM193 167H191V170L190 171H192L193 169H192ZM200 168L202 169V167L200 166ZM213 168V167H212ZM211 168V169H212ZM231 169H232V166L230 167ZM237 168V167H236ZM241 168H243V167H240V169ZM155 169V168H154ZM165 169L167 170V167H165ZM176 169V168H175ZM188 169V168H187ZM190 169V168H189ZM196 169H199V168H196ZM228 168H226V170H227ZM249 169V168H248ZM262 169V170H261ZM8 170V172L10 171V173L8 174V176H6L5 175V171H7ZM129 170V169H128ZM133 171L132 172H130L131 173V175L133 176V174H134V172H135V170L134 169H132ZM148 170V169H147ZM179 170V169H178ZM207 170V169H206ZM209 170V169H208ZM219 170V169H218ZM226 170H224V172L225 173H223L224 175H226L227 173H226ZM230 170V169H229ZM229 170H227V171H229ZM246 170V169H245ZM250 170H253V169H250ZM80 171L81 172H84L85 171V173L87 174V177L89 178V180H91L90 181V183L89 182H86V181H83V182H79V180H78V178H80L81 179V177H78L79 176V174H80ZM94 171V172H93ZM117 171V170H116ZM129 171H131V170H129ZM187 171V170H186ZM185 171V172H186ZM197 171H199V170H196L195 171V174L193 175L194 177H195V179L197 178V177H199L198 175H197V177L195 176L196 174H198V173H196ZM211 171V170H210ZM215 171H216V169H215ZM222 171H223V169H222ZM221 171V172H222ZM231 171V170H230ZM229 171V172H230ZM244 171V170H243ZM161 172V173H160ZM171 172V171H170ZM173 172H174V175L175 176H178V175H176V171L175 170H173ZM180 172V171H179ZM184 172V173H185ZM188 172V171H187ZM219 173H220V171H218ZM241 172V171H240ZM251 172V171H250ZM250 172H248L247 171V175H246V177L248 176V173H250ZM94 173V174H93ZM115 173V172H114ZM152 173V174H151ZM167 173V172H166ZM172 173V172H171ZM171 173H168L170 176H172V174ZM181 173V172H180ZM183 173V172H182ZM189 173V172H188ZM188 173H186L187 175H188ZM213 173V172H212ZM232 173V172H231ZM238 173H239V171H238ZM243 173H245V172H243ZM252 173V172H251ZM259 173V172H258ZM1 174V175H2ZM128 174V173H127ZM142 174V176H140ZM150 174V175H149ZM191 174V173H190ZM205 174V173H204ZM214 174V173H213ZM212 174V175H213ZM215 174H216V172H215ZM222 174V173H221ZM0 175V176H1ZM83 174H81L80 176H82ZM116 175H118V174H116ZM126 175V174H125ZM147 175V176H146ZM164 175V174H163ZM173 175V178L175 177ZM184 175V174H183ZM230 175V174H229ZM252 176H250L248 179L251 181L252 179H254V177H253V175H255V174H251ZM255 175V176H256ZM259 175V174H258ZM257 175V176H258ZM263 175V174H262ZM3 176V177H4ZM143 176H144V178H143ZM193 176H192V178H193ZM256 176V177H257ZM4 177V178H5ZM15 177V178H14ZM17 177V178H16ZM86 177V176H85ZM116 176H115V174H114V177L113 178H115ZM142 177V178H141ZM165 178H166V176H164ZM163 177V178H164ZM169 177V176H168ZM181 178H182V176H180ZM186 177V176H185ZM185 177H183V178H185ZM188 177H191V176H189L188 175ZM204 177H205V175H204ZM229 177V176H228ZM244 177V176H243ZM252 177V178H251ZM4 178H2V179H4ZM12 178H11V182H12V184L10 185V184H8L9 185V187L7 188V189H9L8 191H7V193L9 194L11 191L13 192V188H15V186H14V181L12 180ZM18 178V179H19ZM22 178V177H21ZM26 178V179H27ZM38 178H40V179H38ZM83 178V177H82ZM96 178V179H95ZM117 178V179H116ZM115 179L118 181V184H120L119 183V177H116ZM164 178V179H165ZM176 178V177H175ZM178 178V177H177ZM227 178V177H226ZM237 178H239L238 176L236 177V179ZM261 178V177H260ZM16 179V180H15ZM121 179V178H120ZM124 180H125V178H123ZM123 179H121L120 181H121V183H122V181H123ZM131 179V178H130ZM130 179H128V180H130ZM132 179H134V178H132ZM157 179H159V180H157ZM163 179V180H164ZM166 179H170V178H166ZM166 179H165V181H166ZM186 179V178H185ZM205 179V178H204ZM203 179V181H205ZM215 179V178H214ZM219 179H220V177H219ZM218 179V180H219ZM222 179H224V180H222L223 182H221L222 184H224V186L226 185V183H224V181L226 180L225 178H222ZM232 179V178H231ZM241 179V178H240ZM240 179H238V180H240ZM243 179H245V177L244 178H242V180ZM5 180H7V178L5 179ZM4 180V181H5ZM23 180H24V182H25V179L23 178ZM83 180H85V179H83ZM110 180V179H109ZM112 180V179H111ZM116 180H114V182H116ZM127 180V181H128ZM162 180V181H163ZM171 180V179H170ZM182 180V179H181ZM184 180V179H183ZM182 180V181H183ZM197 180V179H196ZM198 180H199V178H198ZM216 180V179H215ZM213 181V182H217V180L216 181ZM221 180V179H220ZM10 181V180H9ZM113 181V180H112ZM126 181V180H125ZM132 181V180H131ZM137 180H135V184L137 183L136 182ZM149 181H148V183H149ZM164 181V183L166 184V182ZM173 181V180H172ZM177 182H180V179H179V181H178V179L176 180ZM194 181V180H193ZM200 181H202V179L200 180ZM212 180H210L209 182L210 183H212L211 182ZM228 181V180H227ZM241 181V180H240ZM240 181L238 182V185L240 186L241 184H240ZM246 181V180H245ZM255 181V180H254ZM257 181H259V180H257ZM6 182V181H5ZM21 182V180H19V183ZM94 182H96V181H94ZM94 182H92V183H94ZM129 182V181H128ZM168 182L169 181H167V185H168ZM171 182V181H170ZM174 182V181H173ZM172 182V183H173ZM219 182V181H218ZM241 182H244V181H241ZM262 182H264V176H262ZM10 183V182H9ZM18 182H17V184H19ZM29 183H31V184H29ZM137 183V184H138ZM161 183V182H160ZM183 183V182H182ZM192 183V182H191ZM190 183V184H191ZM196 183V182H195ZM198 183V182H197ZM209 183V184H210ZM234 183V182H233ZM237 183V182H236ZM235 183V184H236ZM247 183V182H246ZM252 183H253V181H252ZM255 183H256V181H255ZM254 183V184H255ZM4 184V183H3ZM17 184H16V188H17ZM27 184V183H26ZM109 184H110V182H109ZM134 184V185H135ZM164 184V185H165ZM176 184V183H175ZM178 184V183H177ZM183 184H185V183H183ZM189 184V186H191ZM203 184V183H202ZM201 184V185H202ZM228 184H229V182H228ZM230 184H231V182H230ZM251 184V183H250ZM13 185V186H12ZM54 185V186H53ZM91 185V186H90ZM111 185V184H110ZM139 185V184H138ZM172 185V184H171ZM174 185V184H173ZM172 185V186H173ZM194 185H196V184H194ZM193 185V186H194ZM198 185V184H197ZM205 185V184H204ZM221 185V184H220ZM233 185V184H232ZM231 185V186H232ZM255 185H257V187H256V189L258 188V184H255ZM260 185H262V183L260 184ZM21 186V185H20ZM57 186V185H56ZM93 186H94V184H93ZM162 186H163V183H162ZM177 186V185H176ZM182 185H180V187H181ZM210 186V185H209ZM215 186V185H214ZM219 186V185H218ZM230 186V187H231ZM242 186V185H241ZM240 186V187H241ZM249 188L251 187V185L249 186V184L247 185ZM263 186V187H262ZM261 187L263 188L262 189V191H259V193L261 192V195H260V198H259V203H261V206H260V208L262 207H264V185H262ZM13 187V188H12ZM58 187L59 188H57L56 189V191L55 190H53V189H51L52 190V192H56L55 193V195L53 194V196L54 197H52L54 200H55V198L57 199L58 197L60 198L61 196H62V198H63V195H65L66 194V192H68V191H66V189L64 190L63 188H61V186L58 184ZM95 187V186H94ZM93 187V189H95ZM120 187V186H119ZM139 187V186H138ZM141 187H144V185H141ZM154 187H155V189H157V190H155L154 189ZM157 187H160V188H157ZM168 187V186H167ZM179 187V186H178ZM196 186H194V188H195ZM199 187V186H198ZM228 186H226V188H227ZM235 187H236V185H235ZM240 187H237V188H240ZM4 188V187H3ZM21 189H22V187H20ZM117 188V187H116ZM116 188H115V190H116ZM140 188V187H139ZM138 188V189H139ZM165 188V190L167 189L166 187H164L163 186V189ZM185 188V187H184ZM192 188V187H191ZM197 188V187H196ZM217 188V187H216ZM216 188H212L213 190H211L210 191V187H209V192H210V194H213V196L216 198V199H218V201L217 200H215V201H217L220 205L219 206H221L222 204L225 206V202L228 200V198L230 197H232V195H230L229 194V192H228V190H227V192H228V194H227V192L224 194V192L222 193L221 191V193L219 192V189H221L222 187H219L218 189H216ZM229 188V187H228ZM227 188V189H228ZM244 188H246V186L244 187ZM242 189V190H245V189ZM249 188H248V193L245 191V193H247V195H245L246 196V198H248V201H249V203H248V201H244V199H242L243 197H241V198H239V199H242L243 200V202H242V200H239V204L238 205H236V203H238V202H236V201H233V203H232V206H231V203H229V201H227V205H228V207H230L231 206V208L233 207V204H234V206H237V209L235 208V207H233V208H235L234 210H238L237 211V214L236 215H239L240 213H242V215L244 214H246V213H250V217H251V215L253 216V215H256L255 213L256 212H259V214H261V216H260V218H262L263 217V212H264V208L262 209V211H259L258 209V211L256 210V212L254 213V211H252V213H251V210L253 209V207L251 208V210L248 208V209H246L248 206H246V208H245V205L248 203V204H250L249 205V207H251V203L250 202H252L253 201V199L252 198H254V201H253V203L252 204H254V202H256L257 200H256V196H255V194H251V195H253L252 197H251V195L249 194V192H252L253 193V191H251L252 189H254V188H250V190H249ZM5 189V188H4ZM13 189V190H12ZM25 189H28L29 190V188H25ZM59 189V190H58ZM98 189H101V191L100 190H98ZM225 189V188H224ZM232 189H233V187L231 188V190H230V192L232 191ZM235 189V188H234ZM247 189V188H246ZM16 191H17V189H15ZM20 190V189H19ZM31 190V189H30ZM30 190H29V192H28V194L30 195ZM58 190V191H57ZM64 190V191H63ZM98 190V191H97ZM103 190V191H102ZM110 190V189H109ZM115 190H113L114 191V194H115ZM131 190L132 189H130V191L129 192H131ZM134 190H135V188H134ZM143 190L144 189H140L139 190V192L140 193H142L143 192ZM171 190H173V188L171 189ZM171 190H170V192H171ZM174 190H175V187H174ZM183 190V189H182ZM191 190V189H190ZM199 190H200V188H199ZM226 190V189H225ZM258 190H261L260 189V187H259V189ZM257 190V191H258ZM21 191V190H20ZM24 192L26 191V190H23ZM59 191H61V192H59ZM95 191V190H94ZM105 191V192H104ZM120 191V190H119ZM124 191V190H123ZM122 191V193H124ZM152 191V192H151ZM155 191H157L156 193H155ZM167 191H168V189H167ZM187 191H189V190H187ZM186 191V192H187ZM192 191V190H191ZM202 191V190H201ZM1 192V191H0ZM11 192V193H12ZM33 192V191H32ZM63 192V193H62ZM72 192V191H71ZM103 192V193H102ZM108 192H110V191H108ZM121 192V191H120ZM136 192H137V188H136ZM135 192V193H136ZM159 192V193H158ZM161 192V193H160ZM174 192V191H173ZM175 192H179V191H175ZM183 192V191H182ZM196 192H198V190H196ZM212 192V193H211ZM242 192V191H241ZM13 193H18V192H13ZM12 193V194H13ZM60 195H59V194ZM65 193V194H64ZM90 193H92V195H93V200H92V196H91V194ZM95 193V192H94ZM100 193V194H99ZM145 193H147V192H145ZM168 193V192H167ZM167 193H165V196H167V195H169V194H167ZM190 193V192H189ZM195 193V192H194ZM240 193V192H239ZM16 194H14V196L16 197ZM21 194V193H20ZM25 194V193H24ZM33 194H34V192H33ZM47 194H49V193H47ZM46 194V195H47ZM56 194H58V195H56ZM73 194H75V193H73ZM107 194V193H106ZM109 194V193H108ZM111 192H110V196H111ZM113 194V195H114ZM121 194V193H120ZM131 194H132V192H131ZM130 194V195H131ZM158 194H160V195H158ZM167 194V195H166ZM174 194V193H173ZM183 194H184V192H183ZM182 194V195H183ZM236 194V193H235ZM235 194H234V196H235ZM258 194V193H257ZM0 195H1V197H0V204L2 203V201H1V199L2 200H4L3 201V204H4V202L6 203V201H5V198L3 197L4 196V193L3 194H1L0 193ZM32 195V194H31ZM38 194H36V196H37ZM67 195H68V193H67ZM71 195H72V193H71ZM103 195H105V194H103ZM116 195V194H115ZM133 195V194H132ZM135 195H138V194H135ZM134 195V196H135ZM145 195H147V194H144L143 195V193H142V196L144 197ZM171 195V194H170ZM178 195H180V194H178ZM189 195V194H188ZM228 196L227 197V200H226V196ZM237 195V194H236ZM244 195V194H243ZM243 195H241L240 194V196H243ZM248 195H250V197L248 196ZM13 196V197H14ZM23 196V195H22ZM21 196V197H22ZM26 196V195H25ZM33 196V195H32ZM36 196H35V198H36ZM42 196V195H41ZM58 196V197H57ZM126 196V195H125ZM141 196V195H140ZM141 196V197H142ZM162 196H163V193H162ZM186 196V195H185ZM239 196V195H238ZM248 196V197H247ZM8 197V196H7ZM43 197V196H42ZM50 195H48V198L50 199ZM68 197V196H67ZM104 197V196H103ZM116 197H118V196H116ZM138 197V196H137ZM184 197V196H183ZM182 197V198H183ZM190 197V196H189ZM195 197V196H194ZM209 197V196H208ZM258 197H259V194H258ZM29 198H31L30 196H29ZM34 198V197H33ZM34 198V199H35ZM37 198L38 199H36L37 200V202H38V200L40 199L39 198V196H37ZM51 198V199H52ZM66 198V196L64 197V199ZM73 198H75V197H73ZM72 198V199H73ZM108 198H110V197H108ZM120 198V197H119ZM131 198V197H130ZM130 198H128V199H130ZM133 198V197H132ZM136 198V197H135ZM139 198V197H138ZM137 198V199H138ZM145 198V200H146V196L144 197ZM147 198H148V196H147ZM154 198V199H153ZM164 198V200L166 201V198L165 197H163ZM163 198H162V200H163ZM174 198H177L176 197V194H175V196H174ZM178 198H180V196L178 197ZM191 198V197H190ZM189 198V199H190ZM197 198H198V196H197ZM234 198V197H233ZM9 199V198H8ZM8 199H6V200H8ZM10 199H11V197H10ZM21 199V198H20ZM19 199V200H20ZM42 199V198H41ZM45 199V198H44ZM52 199V200H53ZM63 199V200H64ZM69 199H71V198H68V200ZM71 199V200H72ZM76 199V198H75ZM74 199V200H75ZM99 199H101V198H99ZM105 199V198H104ZM106 199H107V197H106ZM105 199V201H106V204H107V202L109 201L110 202V200H106ZM118 199V198H117ZM116 199V201L118 202V200ZM124 199V198H123ZM122 199V197L120 198V200H123ZM127 199V200H128ZM134 199V198H133ZM196 198H194L193 199V201L195 200ZM208 199V198H207ZM211 199V198H210ZM210 199H208L207 200V202L210 200ZM213 199V198H212ZM251 199V200H250ZM13 200V199H12ZM60 200H61V198H60ZM97 200V199H96ZM112 200V199H111ZM126 200V199H125ZM136 200V199H135ZM145 200H143V198H142V201H144L145 202ZM155 200H157V201H155ZM168 200H169V198H168ZM176 200V199H175ZM181 200V199H180ZM199 200H200V198H199ZM205 200V198L204 199H201V201H202V205L205 203H207V202H205L204 201ZM214 200V199H213ZM235 200V199H234ZM238 200V199H237ZM247 200V199H246ZM10 200H8V203H10V202H12V201H10ZM20 201H22V199L20 200ZM24 201V200H23ZM26 201V200H25ZM43 201V200H42ZM65 202H66V199L64 200ZM98 201V200H97ZM103 201V200H102ZM131 201H132V199H131ZM131 201H129V204H130V202ZM147 201V200H146ZM171 203H175L174 201H173V198H171ZM196 201H197V199H196ZM232 201V200H231ZM15 202H17V200L15 201ZM33 202H34V200H33ZM36 202V201H35ZM40 203H41V200L39 201ZM46 205H48L47 204V201L46 200H44L43 201ZM43 202L41 203V205L43 204ZM59 202V201H58ZM71 202V201H70ZM69 202V203H70ZM113 202V203H112ZM111 202V204H115V202L114 201H112ZM122 202H124V200L123 201H121V202H119V208L122 206ZM144 202H142V204L144 203ZM148 202H149V198H148ZM155 202V203H154ZM181 202H182V200H181ZM181 202H178V203H181ZM214 202V201H213ZM213 202H211V205H212V203ZM220 202H222V204L220 203ZM241 202V203H240ZM245 202H246V204H245ZM18 203H20V204H22L21 202H18ZM26 203V202H25ZM28 203H30L29 205H26V206H29L30 208L32 207V205H31V201H29ZM52 203H57V202H53L52 201ZM73 203V202H72ZM97 204L98 203H101V202H96ZM104 203V202H103ZM102 203V204H103ZM126 203V202H125ZM124 203V204H125ZM135 203H136V201H135ZM167 203H169V204H171L169 201H167ZM183 203V202H182ZM188 203H190V202H188ZM225 203V204H224ZM257 203V202H256ZM258 203V204H259ZM15 204V203H14ZM34 204V203H33ZM36 204V203H35ZM34 204V205H35ZM45 204H43V208L42 209H38L39 211V213L38 214H33V213H30V214H32V215H29L28 213L30 212V210H31V212L33 211L32 209H30L29 207L27 208L28 209V211H25V212H21L22 213V216H17V218L18 219H16V216H14L15 218H13V220L12 221H14V219H15V222H13L12 223V221L10 222V224H9V226H11V228L10 227H8V225H6L7 226V228L6 229H17V228H19V225L21 224V222L24 220V218H23V220L21 221V222H19L20 220L19 219H22V217H25V215H26V213L28 214V215H26V217H29V218H26V219H28L26 222L27 223H30L31 221H33L34 222V220L35 221H37L38 220V218H37V220H36V218H35V216H40V214L43 212L42 210L44 209V207H46V210H45V212H48L49 211V213H50V208H51V206L50 205H48V207L45 205ZM67 204V203H66ZM97 204H93L94 206H96L97 207ZM101 204V206H103ZM120 204H121V206H120ZM127 204H128V202H127ZM141 204V205H142ZM145 204V203H144ZM143 204V205H144ZM155 204V205H154ZM160 204V203H159ZM168 204V205H169ZM193 204V203H192ZM209 205H210V203H208ZM7 205H10V204H7ZM13 205V204H12ZM11 205V206H12ZM34 205H33V209H34ZM56 205H60V202H59V204H56ZM56 205H54V207L56 206ZM92 205V206H93ZM112 205V206H113ZM117 205V204H116ZM135 205H137V203L135 204ZM147 205V204H146ZM165 205V204H164ZM183 205V204H182ZM198 205V204H197ZM200 205L199 206V213H200V216H198V218L200 217L201 218V216L203 215L204 216V213H202V212H205V213H208V214H210L209 213V211H208V209L209 210H211V209H215V210H211V214H212V212L214 211V212H216V214H218V216H220L219 214H221V213H223V211H225V213L227 212L226 211V209H225V207L222 205L220 208L222 209V207H224V209L225 210H223V211H221L220 209V211L218 212L217 211V209L215 208V204L213 205L214 207H212L211 205H210V207H208V205L206 204V207H208V208H206V207H204V210H201V209H203V206H205V205ZM217 205V204H216ZM0 206H3L2 204L0 205ZM4 206H6V204L4 205ZM36 206V205H35ZM38 206H39V204H38ZM80 206V207H79ZM99 206V205H98ZM115 206V205H114ZM113 206V207H114ZM118 206H115V210H116V213L118 212V213H120L121 214V210L118 208ZM145 206V205H144ZM148 206V205H147ZM163 206V205H162ZM171 206V205H170ZM187 206H189L188 204H187ZM186 206V207H187ZM190 206H191V204H190ZM244 206V207H243ZM254 206V205H253ZM25 207V206H24ZM23 207V208H24ZM41 206H39V208H40ZM53 207V206H52ZM57 207V206H56ZM79 207V208H78ZM105 207V206H104ZM111 207V206H110ZM109 207V211H110V209H111V212H113V211H115L114 210V208L113 207H111L110 208ZM123 207V206H122ZM130 207V206H129ZM173 207V205L170 207V210H171V208ZM174 207H175V205H174ZM178 207V206H177ZM176 207V209H178ZM198 207V206H197ZM240 207V208H239ZM241 207H242V211H241ZM257 207V206H256ZM1 208V207H0ZM2 208H4V207H2ZM1 208V209H2ZM5 208H8V206L7 207H5ZM4 208V209H5ZM12 208V207H11ZM11 208H8V209H11ZM23 208H21L22 210H23ZM48 208V209H47ZM101 208V207H100ZM99 208V213L102 211L101 209ZM105 208H108L107 206L105 207ZM105 208H103V210H105L106 211V209ZM113 208V209H112ZM127 208V207H126ZM125 208V209H126ZM133 208V207H132ZM138 208H139V206H138ZM145 208V207H144ZM163 208V207H162ZM169 208V207H168ZM183 208V207H182ZM182 208H180V209H182ZM206 208V209H205ZM244 208H245V210H244ZM14 209V208H13ZM20 209V210H21ZM60 209L62 210L63 208L62 207H60ZM71 209V208H70ZM89 209H93V207H89ZM88 209V210H89ZM119 209V210H118ZM124 209V210H125ZM142 209H143V207H142ZM147 209V208H146ZM164 209V208H163ZM163 209H162V211H163ZM187 209H188V207H187ZM7 210V209H6ZM36 210V209H35ZM74 210L75 209H72L71 211L69 210V212H70V214L68 213V215L67 214H63V215H65V216H68L69 217V219L70 220H76V218H75V216L74 215H77V212H76V214L75 213H73L74 212ZM80 210H82V208L80 209ZM87 210V209H86ZM94 210H95V207H94ZM101 210V211H100ZM134 210H136V212H137V209H134ZM134 210H132L133 212H134ZM169 210V209H168ZM170 210H169V212H170ZM230 210V209H229ZM240 210V211H239ZM243 210L244 211H246L245 213L243 212ZM247 210H248V212H247ZM4 211V210H3ZM12 211V210H11ZM24 211V210H23ZM51 211H52V209H51ZM54 211H55V209H54ZM62 211H64V210H62ZM84 211H85V209H84ZM84 211H82V212H84ZM104 211V213H103V215H107V213ZM109 211H107V212H109ZM154 211H155V213H154ZM175 211V210H174ZM207 211V212H206ZM0 212H2V210L0 211ZM41 212V213H40ZM44 212V213H45ZM66 212V211H65ZM89 212V211H88ZM87 212V213H88ZM91 212V211H90ZM98 212H96V214L98 215ZM111 212H109V213H111ZM127 212V211H126ZM131 212V211H130ZM136 212H134V213H136ZM139 212V211H138ZM137 212V214L139 215V213ZM148 212H146V213H148ZM158 212V213H157ZM183 212V211H182ZM181 212V213H182ZM234 212V211H233ZM238 212H240L239 214H238ZM262 212V213H261ZM44 213L42 214V216H44ZM52 213V212H51ZM57 213H58V211H57ZM73 213V214H72ZM92 213V212H91ZM94 213V212H93ZM195 213V212H194ZM197 213V212H196ZM221 214V215H225V216H227V213L230 215V213L232 214V212H227L226 214ZM254 213V214H253ZM1 214V213H0ZM8 214V213H7ZM25 214V215H24ZM45 214H48V213H45ZM56 214V213H55ZM60 214V213H59ZM84 214V213H83ZM96 214H95V216H96ZM120 214H119V216L117 215V217H122V215L123 214H121V216H120ZM145 214V213H144ZM153 214V215H152ZM163 214V213H162ZM178 214H179V211H178ZM188 214V213H187ZM235 214V212L232 214V215H234ZM5 215H6V211H5ZM4 215V217H0V231H2L3 233L5 232L4 230L5 229H3V228H5L6 226H5V223H7V222H9L10 220H8L7 221V219H6V216ZM13 215V214H12ZM21 215V214H20ZM33 215H34V217H33ZM50 215V214H49ZM49 215H45V216H47V217H45V218H48L49 217ZM52 215V218H54V216H53V214H51ZM89 215L91 216V214L89 213ZM112 215V217H115L114 216V214H111ZM110 214L108 215V216H111ZM128 215H129V213H128ZM134 215V214H133ZM133 215H131L132 216V218H133ZM136 215V214H135ZM142 215V214H141ZM151 215V216H150ZM165 215V217L167 216L168 217V215H166V214H164ZM2 216V215H1ZM41 216V217H42ZM71 216V217H70ZM78 216V215H77ZM87 217V215H86V221H85V223L84 224H82V225H80L81 227H82V229H81V227H79V231L80 232H78V234H77V236L79 237V234L80 235H82V240H83V242H84V250H86L87 252H88V255L90 256L91 255V257L93 256V252H95V251H93L92 252V249H90L91 248V246L92 245H94L95 243L96 244H99V240L100 239H102V236L104 237L105 236V232H103V233H101V226H99L98 228H97V224L95 223V222H90V219H91V217ZM101 216H102V214H101ZM107 216V217H108ZM157 216V217H156ZM170 216V215H169ZM194 216V215H193ZM225 216H224V218H225ZM231 216V215H230ZM240 217H242L241 216V214L239 215ZM40 217V218H41ZM63 217V216H62ZM103 217V216H102ZM105 217V216H104ZM103 217V218H104ZM147 217V218H146ZM167 217H166V219H167ZM172 217V219L174 220V218H173V215L171 214V216H170V218ZM176 217H177V215H176ZM197 217V216H196ZM210 217H212V215H210ZM229 217V216H228ZM233 217V216H232ZM240 217H239V219H240ZM245 217V216H244ZM246 217H248V216H246ZM30 218H32L31 220H30ZM51 218V217H50ZM50 218H48V219H50ZM63 218H65V217H63ZM72 218V219H71ZM75 218V219H74ZM98 218H99V216H98ZM97 218V219H98ZM102 218V219H103ZM131 218V219H132ZM152 218V219H151ZM169 218V217H168ZM168 219L167 221L168 222H170L171 223V220L172 219ZM199 218V219H200ZM219 218H221V216L219 217ZM216 219V220H219L218 222L212 217L211 219V223L209 222V221H207L208 220V218H205L206 219V224H205V226L207 227L206 229H208V227L210 226L211 228L210 229H208V231L205 229V227L203 226V222L204 221H202V224L200 225V229L202 228V227H204V228H202L203 229V233L205 234L206 233V235H204V238H205V240L208 242V240H207V237H209V236H211L212 234H214L215 232V230H217L216 231V233H218V231H219V227H218V225H219V223L222 225V223H223V221H227L228 219L227 218H225V219H227V220H225V219H223V218H221V219ZM230 218V217H229ZM238 218V217H237ZM260 218H259V221H260ZM6 219V220H5ZM10 219V218H9ZM42 219V218H41ZM40 219V220H41ZM48 219L46 220V221H48ZM97 219L95 220V221H97ZM102 219H98L99 221L100 220H102ZM110 220L109 218H104L103 219V221L104 220ZM134 219L133 220H131L132 222L134 221ZM185 219V218H184ZM194 219V218H193ZM199 219H196L197 221L199 220ZM214 219V220H213ZM222 219H223V221H222ZM230 219H232V218H230ZM234 219V218H233ZM232 219V220H233ZM249 219V218H248ZM256 219H257V215H256ZM255 218L253 219V220H256ZM3 220H4V222H3ZM16 220L18 221V223L16 222ZM30 220V221H29ZM80 220V219H79ZM85 220V219H84ZM83 220V221H84ZM113 218L111 219V221H109V223H108V221H107V225H110V223H111V225H113ZM143 220H141V223L142 224H140V225H143L144 224V221ZM146 220V221H147ZM160 220V219H159ZM162 220H164V218H162ZM172 220V221H173ZM183 220V219H182ZM195 220V221H196ZM210 220V219H209ZM222 221V223H221V221ZM238 219H236V222H239V220L237 221ZM241 220H242V218H241ZM252 220V219H251ZM250 219H249V221H247V222H250L251 221ZM252 220V221H253ZM258 220V219H257ZM41 221H43V220H41ZM62 222L63 220H62V218L60 217L59 219L57 218V220L55 221V222H57V223H60V222ZM66 221V220H65ZM65 221H63L62 223L64 224L65 223V225H66V223H68L69 221H68V219H67V221L68 222H65ZM82 221V220H81ZM102 221V222H103ZM138 221V220H137ZM136 221V222H137ZM165 221V220H164ZM174 221H176V220H174ZM173 221V222H174ZM186 222L188 221V219H186L185 220ZM184 221V222H185ZM200 221V220H199ZM212 221H214V223H215V221L217 222V225H216V223L213 225V223H212ZM243 221V220H242ZM244 221H246V220H244ZM2 222V223H1ZM38 223H39V221H37ZM37 222H35V223H37ZM45 222V221H44ZM53 222V220H49V223H47L46 222V225H45V223H44V225L47 227V228H43L42 229V227H40V225H42L43 226V224H41V222H40V225H38V223H37V225H36V227H39V230L41 231L40 233V235L38 236L37 234H38V229H36V227L33 229L34 230V232H33V230L31 231V233H30V231H28L27 230V232H26V229H25V234H24V232H23V230H22V228L23 227H26V223L24 222V224L23 225H20V226H22V227H20L21 228V232H22V237L24 236V237H27V238H30V240H32L31 238L32 237H34L33 235H35V237L33 238L34 240H33V243H35V244H33L34 245V248H33V245L31 246L30 244H28V243H30V242H27L28 240H26V244L25 243H23L22 245H24L25 244V246L24 247H26L27 245L29 246H27L28 248H26V250L25 249H23L22 250V248H23V246H21L20 245V248H21V250H20V252L22 251V253H20V258L19 259H21V263H20V260L17 258H15V261H13V262H15V263H17L18 264V262L20 263V264H25V257H26V255L27 256H29V253H28V251L29 252H31V251H37V250H39V249H41V247L43 248V246H41V247H38L39 249H37V250H35L36 248H37V246H40V244L43 242V241H41V243L39 244L38 243V245H36L37 243H36V239L38 238L39 240H41V239H49L50 238V240H49V242L48 241H44L42 244H48V243H51L52 242V238H51V236L52 237H54L53 235V232H51V233H49L48 231H56L57 233H55V237H56V239H58V241H60V243H62L63 242V244H64V242H65V244L64 245H60L59 247H62V249H60L59 247H57L58 245H57V240H55V243H54V248L56 247V248H59V250L57 251V253L58 252H60V254H62V256H63V258L65 259V257L64 256H66V255H68V256H66V257H71V255H70V252L71 251H67V249H64V248H68L69 247V244L68 243H71V241H68V240H70V238H71V234L69 235V237L68 236H66L65 235V232H67L66 230L68 229V230H70L69 228H67L66 229V227L67 226H69V225H66L65 227H64V230L62 229V233H63V235L64 236H66V241H67V244H66V241L65 240H63V241H61L62 239H61V237H59L60 236V234H59V232H61V231H59L58 232V230H60L61 229V227L63 226H61V227H58V229H57V226H55L56 227V229L53 227V226H51L52 223ZM98 222V221H97ZM101 222V221H100ZM100 222H99V224H100ZM105 222V221H104ZM103 222V223H104ZM127 222H130V221H127ZM136 222H135V224H136ZM152 222V221H151ZM160 222H161V220H160ZM159 222V223H160ZM166 222V221H165ZM177 222V221H176ZM180 223H182V221H179ZM183 222V223H184ZM188 222H190V220L188 221ZM188 222H187V224H188ZM191 222H192V220H191ZM208 222V223H207ZM228 222V221H227ZM231 222V221H230ZM230 222H228V223H230ZM246 222V223H247ZM254 222V221H253ZM262 222V221H261ZM261 222H258L257 223V221L255 222V223H257V225H261V224H259V223H261ZM20 223V224H19ZM54 223V222H53ZM72 223H73V221H72ZM71 222L69 223V224H72ZM93 223H95V225H96V227H94L93 228V226H95ZM131 223V222H130ZM139 223H140V221H139ZM146 223V222H145ZM153 223V222H152ZM241 222H239L238 224H240ZM245 223V222H244ZM243 223V224H244ZM18 224V225H17ZM32 224H34V223H32L31 222V225ZM93 224V225H92ZM98 224V225H99ZM131 224H133V223H131ZM134 224V225H135ZM161 224V223H160ZM174 224H176L175 222H174ZM211 224H212V226H211ZM242 224V223H241ZM242 224V225H243ZM248 224H250V223H248ZM12 225H17V227H12ZM30 225V226H31ZM54 225V224H53ZM57 225V224H56ZM74 225V224H73ZM73 225H71V226H73ZM77 225V224H76ZM92 225V226H91ZM110 225V228L112 227ZM137 225V224H136ZM153 225H155L156 226V228H155V226H153ZM168 225V224H167ZM166 225V226H167ZM173 225V224H172ZM177 225V224H176ZM220 225V226H221ZM255 225V224H254ZM253 225V226H254ZM27 226H28V224H27ZM30 226H29V228H30ZM48 226H49V228H48ZM113 226H115V225H113ZM145 226V225H144ZM169 226H171V224L169 225ZM168 226V227H169ZM222 226H225V228H226V225H222ZM238 227H239V225H237ZM244 226H247V225H244ZM32 227V226H31ZM44 227V226H43ZM51 227H53V228H51ZM105 228H106V226H104ZM159 227L160 228H164V229H162V230H160L161 232H159V230H157L156 231V229H159ZM167 227V228H168ZM231 227H232V224H231ZM234 227H235V225H234ZM249 227V226H248ZM255 227V226H254ZM259 227V226H258ZM264 227V226H263ZM20 228L19 229H17V230H11L10 232H13L11 235H13L14 234V232H15V235L16 234H18V233H20V232H18L17 233V231H19L20 230ZM29 228H27V229H29ZM41 228V229H40ZM78 228V227H77ZM99 228L101 229V230H99ZM143 228V227H142ZM153 228V229H152ZM172 228V227H171ZM174 228V227H173ZM172 228V229H173ZM223 228V227H222ZM221 228V229H222ZM225 228H224V230L223 231H221V229H220V233L221 234H223V233H225L224 235H226L225 237H227V239H231V240H233L231 237H229L230 235L231 236H234L235 237V235H233V234H231V233H234V231L236 230L237 231V228L232 232L231 231V233L230 232H227V231H230V230H228L227 228H226V230H225ZM241 228H243L242 226H241ZM240 228V229H241ZM246 228V227H245ZM257 228V227H256ZM260 228V227H259ZM258 228V229H259ZM9 229V230H10ZM46 229L48 230V231H46ZM52 229V230H51ZM81 229V230H80ZM114 229V228H113ZM144 229V228H143ZM153 230V232H152V230ZM155 229V230H154ZM251 229V228H250ZM250 229H249V232H250ZM254 229V228H253ZM29 230H31V229H29ZM43 230V231H42ZM77 230V229H76ZM76 230H75V232H76ZM99 230V231H98ZM111 230V229H110ZM119 230V229H118ZM146 230V229H145ZM204 230H206V231H204ZM233 230V229H232ZM200 231V233H202ZM244 231H245V229H244ZM247 232H248V229L246 230ZM258 231V230H257ZM6 232H7V234L6 235H8L9 234V232H8V230H6ZM30 233V235H29V233ZM44 232V233H43ZM158 232V233H157ZM183 232V231H182ZM238 233H239V231H237ZM2 233V234H3ZM27 233V234H26ZM32 233H34L33 235H32ZM67 233H69V232H67ZM70 233H74V231L73 232H70ZM129 233V232H128ZM157 233V234H156ZM160 233V234H159ZM184 233V232H183ZM203 233H202V235H203ZM209 234V236H208V234ZM220 233H218V234H220ZM230 233V234H229ZM243 233H246V232H243ZM251 233H252V230H251ZM1 234V235H2ZM5 234H3V236H0V250L2 251L3 249H4V247H3V249H1L2 248V246H4V245H2L1 244V242H3V240H2V238L5 240L6 238L4 237V236H6ZM44 235V234H46V236L44 235L43 237L41 236V235ZM47 234H53V235H51V236H49V235H47ZM59 234V235H58ZM136 234V235H135ZM139 234V235H138ZM168 234V233H167ZM171 234H172V232H171ZM170 234V235H171ZM199 234V233H198ZM229 234V235H228ZM235 234H237V233H235ZM240 235H241V233H239ZM239 234H237V236L236 237H240L239 236ZM247 234V233H246ZM261 234V233H260ZM263 234V233H262ZM14 235V236H15ZM29 235V236H28ZM31 235H32V237H31ZM37 235V236H36ZM68 235V234H67ZM72 235H74V240H75V233L74 234H72ZM94 235V238H95V243L93 244V242H91V240L93 241V238H92V236ZM99 235H100V237H99ZM106 235H107V233H106ZM132 237H131V236ZM144 235H145V232H144ZM156 235H157V238H156ZM244 235V234H243ZM241 235L243 238H244V236H246V235ZM249 235V234H248ZM253 235V234H252ZM251 235V236H252ZM13 236V237H14ZM62 236V235H61ZM98 237V239H96V237ZM138 236V237H137ZM152 237V239H150L151 237ZM181 236H182V233H181ZM185 236V235H184ZM195 236H197V234L195 235ZM214 235H212L211 236V238L213 237ZM254 236V235H253ZM7 237V236H6ZM11 237V236H10ZM40 237V238H39ZM54 237V238H55ZM63 237V236H62ZM68 237V238H67ZM81 237V236H80ZM127 237H128V239H127ZM138 239H137V238ZM155 237V238H154ZM168 237H169V235H168ZM171 237V236H170ZM199 237H202V236H199ZM249 237V236H248ZM248 237H245V238H248ZM12 238V237H11ZM60 238V239H59ZM77 238V237H76ZM92 238V239H91ZM106 238H108L107 239V241L106 242H104L105 240H106ZM110 238H112V236H105V238L104 239H102L103 240V243L105 244V246L108 248V247H110L109 246V242H108V240L110 239ZM142 238V237H141ZM148 238V239H147ZM153 238H154V240H155V242L157 243H155L154 242V240H153ZM161 238V239H160ZM183 238V237H182ZM184 238H186V237H184ZM190 238V237H189ZM195 238V237H194ZM218 238V237H217ZM219 238H221V237H219ZM216 239V238H212V240H214V241H212L210 238H208V239H210L209 240V242L210 241H212V242H214V245H213V243L211 244V246H215L216 244H215V239H216V241L217 240H221V239ZM243 238H241V239H243ZM261 238V237H260ZM8 239V238H7ZM6 239V244H7V246L9 245V242H10V240H7ZM16 239H17V237H16ZM65 239V238H64ZM159 239V240H158ZM165 239H167V238H165ZM199 239H201V238H199ZM235 239V238H234ZM13 241H11L12 242V245L16 242H14V238L12 239ZM19 240H21V239H19ZM72 240V239H71ZM89 240H90V242L92 243V245L90 244V242H89ZM97 240V241H96ZM129 240H131V241H129ZM150 240H153V242H154V244H152V243H150L151 241ZM169 240L170 241H172L170 238H169ZM191 240V239H190ZM189 240V241H190ZM196 240V239H195ZM223 240H225V241H223ZM222 241H221V243H222V246H224L225 245V247L226 248H224V249H227V250H224V251H222V253L224 254H226V251H227V256L226 255H224V257H222L221 255H220V258L222 257V258H224V260L223 261H228V257H231V255L230 254H232L233 253V255H235V252H237V249H236V251H234V252H232L233 250H230L231 249V246H230V248L228 247L229 245H232V243L230 244V242H228L227 244H226V239H223ZM230 240V241H231ZM236 240V239H235ZM244 240V239H243ZM243 240H241L242 242H243ZM246 240V239H245ZM17 241H18V239H17ZM24 241V240H23ZM22 241V242H23ZM35 241V242H34ZM57 241V242H56ZM77 241H79V240H77ZM122 241H123V239H122ZM139 241V240H138ZM137 241V242H138ZM188 241V239H187V241H186V243L187 242H189ZM205 241V242H206ZM228 241V240H227ZM234 241V240H233ZM237 241V240H236ZM241 241H239L240 243H241ZM247 241V242H246ZM244 243H248V239L246 240ZM11 242H10V244H11ZM14 242V243H13ZM21 242V243H22ZM54 242V241H53ZM53 242L51 243V244H53ZM81 242V241H80ZM88 242V243H87ZM98 242V243H97ZM108 242V243H107ZM167 242H169V241H167ZM166 242V243H167ZM185 242V241H184ZM205 242H204V244H205ZM208 242V243H209ZM232 242V241H231ZM256 242H257V240H256ZM77 243H79V242H77ZM120 243H121V241H120ZM123 243H125L124 241H123ZM159 243H161V244H159ZM171 244L173 243V241L172 242H170ZM211 243V242H210ZM209 243V244H210ZM221 243H218V244H221ZM234 243L236 244V242L234 241ZM244 243H243V245H244ZM250 243V242H249ZM253 243V242H252ZM4 244V243H3ZM6 244H5V248L7 247L6 246ZM17 244H19L18 242H17ZM58 244H59V242H58ZM79 244H83V243H79ZM87 244V245H86ZM142 244V243H141ZM174 244V243H173ZM172 244V245H173ZM176 244V243H175ZM174 244V245H175ZM239 244V243H238ZM238 244H236V248L238 247L237 245ZM255 244V243H254ZM2 245V246H1ZM71 245V249H73L74 247H75V245H77L76 244V242H75V244H70ZM91 245V246H90ZM122 245H124V244H122ZM207 245V244H206ZM205 245V246H206ZM227 245V246H226ZM234 245V244H233ZM251 245V244H250ZM250 245H248V246H250ZM10 246V245H9ZM9 246H8V248H9ZM17 246V247H16ZM15 247L16 248H18L19 246L18 245H16ZM65 246H67V247H65ZM83 246V245H82ZM138 246V245H137ZM143 245H141L140 247H141V249H139L138 248V251H137V253H139L140 255H138V258L141 260L142 258H144V250H145V248H143L142 247ZM151 246V247H152ZM194 246H196V245H194ZM198 246V245H197ZM217 246V245H216ZM221 245H219V248H221L220 247ZM241 246H242V244H241ZM240 246V247H241ZM14 247V246H13ZM30 247H32L33 249H31ZM73 247V248H72ZM77 247V246H76ZM87 247V248H86ZM90 247V248H89ZM93 247V246H92ZM166 247V246H165ZM202 247H203V245H202ZM209 247V246H208ZM239 247V248H240ZM244 247V246H243ZM7 248V249H8ZM52 249V251H56V248L55 249ZM125 249L127 248H131V246H129V247H124ZM158 248H159V246H158ZM158 248L156 249V251H158ZM167 248L168 249H170L168 246H167ZM198 248V247H197ZM212 248V247H211ZM210 248V249H211ZM228 248H229V251H228ZM251 248H254V247H251ZM257 248V246L254 248V250ZM262 248V247H261ZM7 249H6V251L4 252V253H6L7 252ZM27 249H28V251H27ZM48 249V248H47ZM50 249V248H49ZM69 250H70V247L68 248ZM89 249H90V251H89ZM109 249V248H108ZM121 251H123V248H119ZM150 249V248H149ZM151 249H153V248H151ZM160 249V248H159ZM165 249V248H164ZM164 249H160V250H164ZM174 249H176V247L174 248ZM212 249H216L217 250V248H212ZM221 249H223V247L221 248ZM221 249H220V251H221ZM264 249V248H263ZM5 250V249H4ZM8 250H10V252H11V248L10 249H8ZM17 250V252H18V250L19 249H16ZM24 250H25V252H24ZM61 250H62V253H61ZM65 250H66V252H68V254H65L64 255V253H65ZM84 250H82V252L84 251ZM110 250V249H109ZM131 250H132V248H131ZM140 250V251H139ZM193 250H194V248H193ZM215 250V251H216ZM240 250H242V248L240 249ZM250 250V249H249ZM249 250H246V252L247 253H250V252H248ZM254 250H253V252H254ZM1 251H0V254H1ZM51 251V250H50ZM51 251V252H52ZM64 251V252H63ZM73 251V250H72ZM75 251V250H74ZM136 251V250H135ZM174 251V250H173ZM204 251H205V249H204ZM209 251H212L214 254H216V253H218V250H217V252L215 253L213 250H209ZM209 251H205V252H209ZM239 251V250H238ZM244 251H245V249H244ZM258 250H256L255 252H257ZM261 251V250H260ZM85 252V251H84ZM91 252H92V254H91ZM97 252V251H96ZM193 252H196V250H194ZM198 252V251H197ZM229 252H231L230 254H229ZM25 253V254H24ZM32 253V252H31ZM30 253V254H31ZM38 253V252H37ZM41 253V252H40ZM40 253L39 254H37L38 256L40 255ZM123 253V252H122ZM136 253V252H135ZM135 253L133 252V254L135 255ZM156 253V252H155ZM262 253H263V251H262ZM3 254V253H2ZM7 254V253H6ZM16 254H18V253H16V251H15V255L14 256H17V257H19L18 255H16ZM23 254H24V258H23ZM36 254V253H35ZM52 254V255H51ZM55 254H56V252H55ZM54 254V252H52V253H50L49 255L52 257L50 260L52 261V264H53V262H54V257L56 256L57 257V255H59V253L57 254V255H55ZM72 254H74V253H72ZM80 254V253H79ZM85 254V253H84ZM133 254H131L132 256H134ZM143 254V255H142ZM148 254V253H147ZM164 254V253H163ZM162 254V255H163ZM172 254V253H171ZM199 254V253H198ZM198 254L196 255V256H198ZM208 254H211V253H208ZM207 254V255H208ZM221 254V253H220ZM229 254V255H228ZM254 254V253H253ZM264 254V253H263ZM5 255V254H4ZM7 255H9L10 256V254H9V252H8V254ZM7 255H6V257H7ZM12 255V254H11ZM22 255V256H21ZM32 255H33V253H32ZM43 255V254H42ZM46 257H47V255L46 254H44ZM54 255V256H53ZM87 255V254H86ZM85 255V256H86ZM130 255V256H131ZM142 255V256H141ZM194 255V254H193ZM192 255V256H193ZM205 255V254H204ZM206 255V256H207ZM217 255V254H216ZM216 255H214V256H216ZM238 254H236L235 256H237ZM243 255V254H242ZM250 255V254H249ZM249 255H247L248 257H247V259H248V261H249V259H251L250 258V256ZM13 256V255H12ZM81 256H82V254H81ZM88 256V257H89ZM131 256V257H132ZM139 256H141V257H139ZM146 256V255H145ZM148 256H150L149 254H148ZM158 256V255H157ZM170 256V255H169ZM192 256H190V257H192ZM246 256V255H245ZM262 256V258H263V255H261ZM33 257H34V263H36V262H38V258H37V261L35 260L36 258L35 257H37L36 255L35 256H31L30 258V260L32 261L33 260ZM55 257V258H56ZM74 256H72L71 258H73ZM131 257H130V259H131ZM151 257V256H150ZM212 257V256H211ZM255 257H256V259L258 258V256L257 255H255ZM8 258V260H9V257H7ZM14 258L12 259V260H14ZM41 258H42V256H41ZM43 258H44V256H43ZM50 258V257H49ZM57 258H59V257H57ZM62 258V259H63ZM147 258L148 257H146V260H147ZM153 258V257H152ZM152 258L150 259L151 261H154V259L152 260ZM194 258H196L195 256H194ZM215 258H218L219 259V257H214L213 259H215ZM221 258V259H222ZM231 258H233L234 260H232ZM231 258H229V263L230 264H232V262L231 261H233L234 263L233 264H236V263H238V264H243V263H245L243 260H239V258L238 259H236V262H235V258L232 256ZM252 258H254V257H252ZM1 259H2V257H1ZM4 260H2V261H5V258H3ZM24 260V262H23V260ZM28 259H29V257H28ZM47 259H48V257H47ZM46 259V261H47V263H45V264H51V263H49L48 261H50V260H47ZM53 259V260H52ZM85 259V258H84ZM83 259V260H84ZM137 259V258H136ZM145 259V258H144ZM156 260H157V257L155 258ZM161 259V258H160ZM207 259L208 260H204L202 263H204L205 261H209V263H210V260H209V256L207 257ZM221 259H219V260H221ZM225 259H227V260H225ZM246 259V260H247ZM256 259H254V261H256L257 262V260ZM264 259V258H263ZM16 260H18V262L16 261ZM26 260H27V258H26ZM29 260V261H30ZM58 260V259H57ZM61 260V259H60ZM60 260H58L57 261V263L59 262V263H61V264H67V263H64V262H66L67 261V259H66V261H63V262H60ZM69 260V259H68ZM82 260V261H83ZM90 260V258L89 259H87V261H89ZM125 260H126V258H125ZM140 260H138L137 259V261L140 263ZM170 260V259H169ZM216 260V259H215ZM215 260L213 261V262H211L210 264H214V262H215ZM218 260V261H219ZM241 262H239V261ZM262 260V259H261ZM28 261V260H27ZM27 261H26V263H27ZM28 261V263H30ZM55 261H56V259H55ZM85 261V260H84ZM91 261V260H90ZM96 261V260H95ZM136 261V262H137ZM150 261V262H151ZM217 261V260H216ZM218 261L216 262V263H218ZM222 261V260H221ZM222 261V262H223ZM243 261V262H242ZM246 262V263H249V262ZM252 261V260H251ZM253 261V262H254ZM262 261H264V260H262ZM6 262V261H5ZM12 261H11V264L13 263ZM23 262V263H22ZM72 262V261H71ZM86 262V261H85ZM137 262V263H138ZM145 262V261H144ZM169 262V261H168ZM220 262V261H219ZM256 262H254V263H256ZM260 262V261H259ZM259 262H258V264H259ZM27 263V264H28ZM31 263H33V262H31ZM30 263V264H31ZM33 263V264H34ZM57 263H55V264H57ZM70 263V262H69ZM68 263V264H69ZM83 263V262H82ZM89 262H86V264H88ZM97 263V262H96ZM146 263V262H145ZM145 263H143V264H145ZM154 263V262H153ZM157 263V262H156ZM172 263V262H171ZM176 263V261L174 262V264ZM201 263V264H202ZM206 263V262H205ZM208 263V264H209ZM224 263V262H223ZM223 263H221V264H223ZM226 263V262H225ZM245 263V264H246ZM14 264V263H13ZM36 264H39V262L38 263H36ZM89 264H92V263H89ZM131 264H134V263H131ZM141 264V263H140ZM164 264H166V263H164ZM177 264V263H176ZM196 264V263H195ZM207 264V263H206ZM219 264V263H218ZM227 264V263H226ZM263 264V263H262Z\"/></svg>",
  "mask_w": 264,
  "mask_h": 264
},
{
  "label": "rangeland",
  "instance_id": "obj_2",
  "mask_svg": "<svg viewBox=\"0 0 264 264\" xmlns=\"http://www.w3.org/2000/svg\"><path fill=\"white\" fill-rule=\"evenodd\" d=\"M0 1H1V0H0ZM5 1H6V2L9 1L10 4H11V2H12L14 5H15V3H18V4H16V6H17V5H20V2H21V7L19 6V7H18V10H17L16 8L13 7L14 5L12 4V8H13V10H11V9H10L11 7H9V5H8L9 3H8V2H7V5H8V6H7L6 4H4V6H3L2 4H0V6L2 5V7H3V9L0 8V9L2 10V12H1L2 15H6V14L9 15V13H13L14 10L17 11V12L15 11L14 14H13V17H16L17 19H16V18L9 17V18H12V20H10V19L8 18V19L10 20V22H9L8 19H3L2 22H0V25H1L0 27L3 28V29H0V30H1V31L4 30V32L7 33V37L4 36L5 38H7V41L5 40L4 37H3V38H2V37L0 38V45H1V47H5V46L7 47V46L9 45V43H10V45H14L15 43L13 44V43H12V40L15 39V36H16L17 34H18L19 36H22V35H23V37H19V38H26L27 36L24 37V36L26 35V33H25L24 31H26L27 29H29L28 25H31L34 21H35L34 23H37V22H39V23H43V21H44V23H46L47 20L51 18V16H49V17L47 16V15H50V14H49V11H50V13H51L52 10H59L60 7H61L60 4H62V3L65 2V0H64L63 2H60V4L58 5V3H59L60 0H58V1H57V0H54L55 2H58V3H57L58 6L55 5V7H52V6H53L52 4L55 3L53 0H49V1H48L49 3H47L46 0H44V1H43V0H36V1H35V0H18V2H17L16 0H5ZM5 1H4V2L1 1L0 3H6ZM10 1H11V2H10ZM22 1H23V2H22ZM73 1H74L76 4H75L74 2H73V3H74L75 5H77L76 8H79V10H80L81 7H82V9H81L82 11L80 10V11H81V12H80L79 10H76V9H75V10H72L73 12H76V11L79 12V13L77 12V15H78V14L80 15V17H79V15H78V17H79V18H78L77 15H75V13L73 14V12H72L71 10H69V11H71V12H69L70 15H69L68 17H70V16L72 15V17H70V18H73L74 15H75V17H77L79 20H78L77 18H75V17H74V18H75V21H74V19H70V18H68V20H69V21L72 20V21H70V22H72V23L74 22L75 24H76V20H77V24H76V26L78 25V26H77V29H78V30H77V33H78V32L81 33V31H84V32H85V31H86V32H87V31H88V32L92 31V32H91V35H90V33L88 34V32H87L88 37H87V36H85L86 38L84 37L85 39H88L87 42L85 41L84 38H83L84 41H83V39H82V41L80 40V38H82L83 35H82V34H79V33H78V39H77V38H76V37H77V33H75L76 37L74 36V38H76V40L79 42V44H76V43L74 44V42H77V41L73 39L74 42L72 41V42H71L72 44L70 43V44H68V45H69V47H71V48H73V49H75V50H79V49L82 48L83 46H86V47H88V48L93 49V48L96 47L97 44H100L99 42L97 43L96 40H98V39H102V40L105 39V32H104L103 23H99V22H102L103 20H102V19H99V17H98L99 20H98V19H97V20H98L99 22H96V19H94L95 22H92V21H94L93 18L96 17V16H94V15H95V11H94V10L96 9V8H95L96 6L93 5L94 7H93V6L90 7V5H92V2L96 5L97 2L95 3L93 0H89V2H91V1H92V2L90 3L89 6H87V3L89 4L88 0H80V1L82 2V5L79 4L80 1L78 2V0H73ZM76 1H77V2H76ZM83 1H84V2H83ZM95 1H96V0H95ZM106 1H107V0H104V1H103V0H102V1L100 0V1L98 2V5H99V3H100V8H101L100 11L102 10L103 7H105V12L109 13V14L106 13L107 16L110 15V14L112 13L111 16L114 17V18H116V19L114 20V22L119 23V25L117 24L118 26H117V25L115 26V27H116V33H117V35H118V36H123L125 41H127L129 44H130V43L133 44L132 46H133V48H134L135 51H137V52L140 51V49H141V47H142L141 44L138 43V42H136V40H135V38H134V33L132 32V30H131L130 28H127V26H125V24H127V20H124V18H123V17L119 14V12H118V10H119L118 7L120 8V5L117 4V2H116L115 4H112V2H108L109 4H107ZM138 1H140V0H138ZM38 2H41V4L44 5V7H42V6H41V7H42V8H45L44 10H40V9H39V10L36 11V12H38V13H39V11H40V12L43 11V12H42L43 14H42V13H39V14H40V17L43 16V15L45 14V11L48 12V13L46 12L47 15H44V16H43V19H44V20H43L42 18H40V17H37V16L39 15L38 13L35 12L37 15L34 13V11L36 10L35 8L40 7V6L35 7V6H36V3H37V5H38V4L40 5V3H38ZM43 2H44V3L46 2L47 4L45 5ZM51 2H53V3H51ZM135 2H137V0H136ZM102 3H103V4H102ZM55 4H56V3H55ZM78 4H79V6H81V7H78ZM110 4H111V5H110ZM153 4H154V6H153ZM63 5H66V4H63ZM63 5H62V6H63ZM67 5H68V6L70 5V7H71V4H68V2H67ZM98 5H97V6H98ZM103 5H104V6H103ZM6 6L9 7V8L6 9V8H5ZM10 6H11V5H10ZM45 6H47V7H45ZM59 6H60V7H59ZM101 6H102V7H101ZM114 6H116V8H115ZM151 6H152V8H151ZM156 6H157V7H156ZM58 7H59V8H58ZM70 7H69V8H70ZM73 7H74V5H73L71 8H73ZM86 7H88V8H86ZM112 7H114L115 9H114V8L112 9ZM153 7H154V8H153ZM158 7H159V5H158V0H157V1L154 0V1L150 4V8H151L152 11H155V9H156V10L160 9V8H158ZM20 8H21V9H20ZM42 8H41V9H42ZM46 8H48V9L46 10ZM50 8H53V9H50ZM93 8H94V10H93ZM157 8H158V9H157ZM19 9H20V10H19ZM34 9H35V10H34ZM49 9H50V10H49ZM63 9H64V6H63ZM86 9H88V10H86ZM89 9H91V10H90L91 12L89 11ZM103 9H104V8H103ZM3 10H4V11H3ZM7 10H8V11H7ZM27 10H30V11L33 10V13H34L33 15H34L36 18H39V19H41V20H37V21H36V18H34V16H33V17H32V16H29V14H30V13L32 14V12H28ZM48 10H49V11H48ZM107 10H108V11H107ZM5 11H6V12H5ZM9 11H10V12H9ZM103 11H104V10H103ZM111 11H112V12H111ZM27 12H28V13H27ZM54 12H56V11H54ZM54 12H53V13H54ZM59 12L62 13L63 11H62V10H59ZM101 12H102V11H101ZM155 12H156V11H155ZM1 13H0V14H1ZM3 13H5V14H3ZM20 13H21V14H24V16H25V13H27V15H28V20H27L26 17H25V18H26V19H25L23 16H21ZM71 13H72V14H71ZM83 13H84V14H83ZM41 14H42V15H41ZM85 14H86V15H85ZM103 14H104V13H103ZM7 15H6V16H7ZM10 15L12 16V14H10ZM17 15H20V17L17 16ZM51 15H52V14H51ZM0 17H1V16H0ZM18 17L20 18V21L18 20ZM29 17L32 18V19H29ZM82 17H83V18H82ZM121 17H122V18H121ZM23 18H24V19H23ZM45 18H46V20H45ZM96 18H97V17H96ZM13 19H14L15 22H13ZM21 19H22V20H21ZM117 19H118L119 21H118ZM122 19H123V20H122ZM6 20H7V21H6ZM16 20H18V21H16ZM42 20H43V21H42ZM85 20H87V21H85ZM0 21H1V20H0ZM3 21H5V22H3ZM31 21H32V22H31ZM40 21H42V22H40ZM45 21H46V22H45ZM16 22H18V23H16ZM22 22H24V24H23ZM28 22H29V23L31 22V23L28 24ZM25 23H27V24H25ZM39 23H38V24H39ZM95 23L98 25V27H96ZM98 23H99V24H98ZM123 23H124V24H123ZM17 24L20 25V28H21V29H16L15 27H13L14 25H16V27L19 28V25L17 26ZM38 24H32V26H34V25H38ZM85 25H87V26L85 27ZM123 25H124V26H123ZM11 26H12V27H11ZM93 26H94V27H93ZM23 27L25 28V30H24ZM26 27H27V28H26ZM83 27H84V28H83ZM89 27H90V28H89ZM91 27H92L93 29L99 28L100 31L97 29L95 32H93V29H92ZM124 27H125V28H124ZM4 28H5V29H4ZM85 28H86V30H84ZM87 28H88V29H87ZM119 28H120V29H119ZM22 29H23V30H22ZM124 29H125V30L128 29V30L123 31ZM80 30H81V31H80ZM89 30H90V31H89ZM101 30H102V31H101ZM12 32H13V33H12ZM84 32H82V33H83L84 35H87V34H85ZM96 32H97V33H96ZM124 32H125L127 35H126V34L124 35ZM14 33H15V34H14ZM102 33H103V35H102ZM129 34H130V35H129ZM14 35H15V36H14ZM80 35H81V36H80ZM89 35H90V37H89ZM9 36H11V40H10V37H9ZM102 36H103V37H102ZM8 37H9V38H8ZM79 37H80V38H79ZM94 37H95V40H93ZM89 38H90V39H89ZM91 39H92V41H90ZM1 40L3 41V43L1 42ZM88 41H89V42H88ZM94 41H95V42H94ZM83 42H84V43H83ZM85 42H86V43H85ZM92 42H93V43H92ZM1 43H2L4 46H2ZM4 43H5V44L8 43V44L5 45ZM59 43L62 44V42H59ZM96 43H97V44H96ZM90 44H91V45H90ZM93 44H94V45L96 44V45L94 46ZM139 44H140V45H139ZM10 45H9V46H10ZM32 45H33V46H32ZM35 45H37V44H35ZM30 46H32L34 49H36V48H35L36 46H34V44H31ZM89 46H90V47H89ZM93 46H94V47H93ZM48 47L51 48V46H48ZM48 47H45L44 49H46V48H48ZM37 48H38L37 50L42 49V48H41V45H37ZM137 48H138V49H137ZM91 49H90V52H91ZM96 49L99 50V47L97 46ZM83 53H84V51H83ZM58 54H60V53H58ZM56 55H57V54H56ZM56 55H55V59H56V58H60V59H58L59 61L56 59L57 64H56V61L54 60V63H55L57 66H55L54 64H53V65H54V67H57V68L60 67L59 70H56V69H55V71H56V72H55L54 69L52 68L53 66L50 67L49 64L47 65L48 68L50 67V68H49V69H50L49 71H50L51 76L53 75L52 78L55 76V77H56V79H55L56 81L59 79V77L62 78V79H64L63 77L65 76V73L63 74V77H61L60 75H58V78H57V73L59 74V73L61 72L60 69H62L63 67H64V69L67 67V68H69V70H70V71H69V72H70V75L67 73V72H68V69H67V68H66V69H67L66 74L69 75L68 77H70V79H71L72 82H74L75 79H76V81L74 82V84H75L76 82H78V83H76L77 85H76V84H75V85H76L77 87H78V86L80 87V88L78 87L79 89H78V88L74 89L75 86H74V85L72 86L71 81H70V84H69V85H68V82L66 81L67 83L65 82L64 87L67 88V86H70V85H71L73 88L70 86V88L68 87V88L66 89V90H69V92L64 91V92L69 93L68 96H67V94L64 93L63 90H62V94H61L62 97H61V99H62V100H65L66 97H67V99L70 100L72 106L74 105V106H73L74 108L76 107V106H75V104H76L75 102H77V104H78V106L80 107V109H81V105H82L83 108H84V107H86V104H88V105H87L88 108H89V106H90L91 109L84 108V111H85V112H89V113H90V112L99 111V110H102V109H103V110L100 112V116H99V115L96 116V119L99 118L98 121L96 120L97 122L95 121L97 124L94 123V122H92L91 119H87V121H86V119H83V118H85L86 116H85V117H84V116H80V118H81L80 121H81V120H82V121L84 120V121H83L84 123L81 122V124H83L85 127H86V125H87V127H91V126L94 127V125H96V126H100V127H101V125H103V124H104V125L102 126L103 128L108 127V124H107V123L104 121V119H103L104 116L106 117V115H105L106 112H105V111H106L107 108L105 109V107H108V106H111V105L114 104V101H115L114 97H115V95H116V94H114V89L117 88V86H119V85L123 82V80H121V81H122L121 83H119V82H117V81H119L120 78H121L123 75L126 76V73H125V72L128 73V71H130V70L132 71V69L134 70V69L136 68L135 63L133 62V60L131 61V60L127 57V55H125V53H123V54L120 56L121 59H119V60L117 61V65H118V63H120V60H122V61L124 60V63H123V64L120 63L118 67H116L117 65H116V66L114 65L113 67H111V66H112V63H110L109 60H108V61H107V60H104V59L101 60V61H104V64H105V65H104L103 62H101V61H99V60L97 61V58H94V59H93L92 57H88V58H87L88 55H86V57L84 58V61H83L82 58H81L82 60L78 61L79 58L77 57V58H74L75 60L71 61V63H69V61L66 60V59L69 58L70 56H67V55H66V56H63V57L65 58V59H64L62 56L58 57L59 55H57V57H56ZM61 55H62V54H61ZM62 58H63V59H62ZM71 58H73V57L71 56ZM86 58H87L88 60H90V62L88 61V63H86V62H87V61L85 62V60H87ZM127 58L129 59V62H128V59H127ZM26 59H28V58H25V59L21 60L20 63H21V62H24V61L26 62ZM62 60H63L64 64H65V61H67L68 64H67V62H66V64H65L66 66H65L64 64H62V63H63ZM64 60H65V61H64ZM71 60H72V59H71ZM76 60H77L78 62H80V63H79V64H76V62H77ZM27 61H28V60H27ZM35 61H36V59H29V61H28L29 63H28V62H26L27 64H26V63H23V67L21 66V68H20L19 66H17V67H14V66H13L14 68L9 67L8 69H6L7 67H5V69H3V72H1L0 75L2 74L1 76L5 79V81H6V83H7V85H8L9 87H13L14 84L16 83V81L19 80L20 77H23V76H25V75H28L27 73H29V75H30V76H28V77H32V76H34V75H33L34 72L31 73V71H32V68H33L34 71H35V69H36L35 67L38 66V65L36 64V62H37V63H38V62H39V63H40V62H44V61H40V60H38V61H36V62H35ZM75 61H76V62H75ZM81 61H82V63H81ZM122 61H121V62H122ZM31 62H32V63H31ZM34 62H35V65H36V66L34 65ZM52 62H53V60H52ZM58 62L60 63L59 66H58ZM61 62H62V63H61ZM72 62H75V63H74L75 65H74V64L72 65ZM97 62H98V63L101 62V63H102L101 66H102V67H98L99 65H97ZM179 62H180V64L182 63L181 66H182L183 68L186 66V67H185V68H186L185 70H186V73H187V74L191 75V74L194 73V71H196V73L199 72L198 69L193 71V69L190 68L191 71L193 72V73H192V72L189 70V67H191V66H190L188 63H186L184 60H178V61L175 62V64H177V65L179 66ZM84 63H85V64H84ZM91 63H92V64H91ZM101 63H100V64H101ZM184 63H185V64H184ZM46 64H47V63H45V67L47 68ZM61 64H62L63 67H61ZM69 64H70L71 67L69 66ZM83 64H84V66L86 65V67H89V66L91 67L93 64H94V65H97L98 68H97L96 66H95V67L92 66V67L94 68V71H95V70L97 71V70L99 69V71H100L101 73H100L99 71H98V72H95V73H94L93 71H91L93 74H92V73L90 74V73L86 72L87 74L84 75V74H83V71H84V73H85V71H86L88 68H87V69H84V68H83L84 66H82ZM121 64H122V65H121ZM159 64H160V62L158 61V62H156V63H149L148 65H145V66L142 68V70H143L142 72H143L144 75L141 74V73H133L134 75L137 74L138 76H133V74H132V77H131V78L128 76L129 78H127V80H128V79H130V80H128L127 82L125 81L126 83H125V85H123V86H125V87H127V88L129 87L128 89H129V91H130V90H131V91L128 92V89H127V91H126V88H125V87H121V88H123V90H121V89L119 88L122 92L124 91V93L118 91V93H119V94H118L119 96L117 95L118 98L121 97V96L123 95V97L120 98V99H123V98H125V95H128V93H130V94H131V93H137V94H136V95H137V97H136L137 102H138V101L140 102V100H141V101H142V102H141L142 104H143L144 102H145L144 104H146V103H151V104H153L154 107H156V109H157V107H158V109H160V108H159V105H160V107H161V105H162V101H163L164 99H166V98H164V97L167 95V89H166V87H165V83H166V82H165V81H166L165 75H166V73L163 72L164 69H163V71H162V68H163V67H161V65H159ZM25 65H26L27 67H25ZM32 65H34V67H33ZM87 65H88V66H87ZM109 65H110V66H109ZM152 65H154V66L157 65L158 67H161V70H159L160 68H158L157 66L154 67V66H152ZM183 65H185V66H183ZM187 65H189V66H187ZM68 66H69V67H68ZM74 66H75V67H74ZM79 66H82V67H79ZM151 66H152V67H151ZM29 67H30V68H29ZM76 67H79V68H80L79 72H77V73H78L77 75H75V74H73V73L71 72V69L73 68L72 71L75 73V72L78 70ZM86 67H85V68H86ZM108 67H111V68H109L110 71H111V69H112L111 72H110V71H107V70H109V69H106V68H108ZM123 67H125V68H123ZM128 67H129V68H128ZM130 67H131V69H130ZM153 67H154V68H153ZM0 68L2 69L3 67H0ZM16 68L18 69V70H17L18 72H19V71H21V72H19V73L16 72V73H15ZM22 68H23V69H22ZM24 68H25V69H24ZM74 68H75V69H74ZM96 68H97V69H96ZM100 68H101V69H100ZM113 68H114V70H113ZM137 68H138V67H137ZM144 68H145V69H144ZM151 68H152V69H151ZM157 68H158V69H157ZM205 68H206V69H205ZM30 69H31V70H30ZM38 69H39V68H38ZM38 69H37V70H38ZM51 69L54 71L55 74H54V73H51V72H53ZM81 69H82V70H81ZM105 69H106V70H105ZM126 69H127V70H126ZM129 69H130V70H129ZM172 69H173V71H175V72H174L175 74L178 73V72H177V71H178V68L176 69V65H175L174 68H172ZM203 69H204L205 71L208 70V68H207L206 66H203V68H202V70H201V73H200V72H199V73L202 74V75H204L206 78H210V76L207 75V74H209V73H208L209 71H206V72H205L206 75H205ZM23 70H24V71H23ZM27 70H29V72H28ZM62 70H63V69H62ZM74 70H76V71H74ZM88 70H90V69H88ZM91 70H93V69H91ZM103 70H104V71H107L106 74L104 73ZM176 70H177V71H176ZM26 71H27V73H25ZM59 71H60V72H59ZM64 71H65V70H63L62 72H64ZM116 71H117V72H116ZM121 71H122V72H121ZM131 71H130V72H131ZM150 71H151V73H150ZM188 71H189V72H188ZM197 71H198V72H197ZM9 72H10V73H9ZM12 72H14L15 75L13 74V77L10 78L11 75H12ZM23 72H24V73H23ZM140 72H141V71H140ZM190 72H191V73H190ZM8 73H9V74H8ZM17 73H18V74H17ZM22 73H23V75H22ZM80 73H81V74H80ZM102 73H104V74H102ZM107 73H109V74H107ZM110 73H111V74H110ZM114 73H115V74H114ZM120 73H121V75H120ZM149 73H150V74H149ZM155 73H157V74H155ZM164 73H165V74H164ZM179 73H180V72H179ZM199 73H198V74H199ZM10 74H11V75H10ZM16 74H17V76H16ZM60 74L62 75V73H60ZM99 74H100V75L102 74V75L99 76ZM113 74H114V75H113ZM140 74H141V75H140ZM145 74H146V75H145ZM9 75H10V76H9ZM74 75H75V76H74ZM79 75H80V78H79ZM81 75L83 76L82 79H81ZM89 75H90V76H94V77H90ZM151 75H152V76H151ZM163 75H164V76H163ZM177 75H178V74H177ZM66 76H67V75H66ZM86 76L88 77V79H87ZM95 76H96V77H95ZM110 76H112V77H110ZM125 76H124V78H125ZM130 76H131V75H130ZM150 76H151V77H150ZM208 76H209V77H208ZM2 77H1V78H2ZM18 77H19V78H18ZM55 77H54V78H55ZM68 77H67V80L69 81V78H68ZM73 77H74V79H73ZM100 77H101V78H100ZM106 77H107V79H106L107 82L105 81V78H106ZM108 77H110L111 79L108 78ZM7 78H8V79H7ZM65 78H66V77H65ZM103 78H104V80H103ZM122 78H123V77H122ZM134 78H135V81H136V82H134V80H133ZM163 78H164V79H163ZM177 78H178V76H177ZM9 79H10V80H9ZM41 79H42V80H41ZM62 79H60L58 82H62V81H63ZM112 79H114V80H112ZM115 79H116V81H115ZM146 79H147V80L149 79V81H147ZM150 79H151V80H150ZM152 79H153V80H152ZM179 79H180V77H179ZM179 79H178V80H179ZM44 80H45L44 78H39V80H38V79L36 80V81H38L37 84H36V83H35V84H36V85H40L39 83H41V85H42V84H43L42 81L44 82ZM65 80H66V79H65ZM65 80H64V81H65ZM80 80H81V81H80ZM100 80H101V81L103 80V83H104V84H103ZM108 80H109V81H108ZM140 80H141V82H140ZM155 80H157V81L155 82ZM164 80H165V81H164ZM64 81H63L61 84H63ZM79 81H80V82H79ZM94 81H96V82H94ZM98 81H100V82L98 83ZM104 81H105V82H104ZM114 81L117 82V84H115ZM132 81H133V82H132ZM158 81H159L160 84L158 83ZM180 81H181V80H180ZM182 81H183V79H182ZM189 81H190V80H189ZM193 81H194V80H193ZM81 82H82V83H81ZM85 82H86V83H85ZM88 82H89V84H88ZM108 82H109V83H110V82H111V83L114 82L115 85L113 86V83H112V84H109ZM163 82H164V84H163ZM210 82H211V81H210ZM210 82H209V84H211ZM84 83L86 84V88H88V90L85 88V84H84ZM92 83H95V84H92ZM100 83H101V84H100ZM123 83H124V82H123ZM123 83H122V84H123ZM137 83L140 85V86H139L140 88L137 86ZM142 83H143V84H142ZM151 83H152V84H151ZM153 83H154V84H153ZM182 83H183V84H182ZM182 83H181L182 86H185V87L188 86L187 84H189V83L185 84L186 82H182ZM190 83H193V82H190ZM82 84H83V85H82ZM90 84H92L91 87H90ZM105 84H106V85H105ZM107 84H109V86H110V85L113 86V87H111V88H113V89H112L113 91H111V89L107 90V89L109 88V87L106 88ZM131 84H132V85H131ZM158 84H159V85H158ZM161 84H162V85H161ZM181 84H180V85H181ZM87 85H88V86H87ZM94 85L97 86V87H95ZM101 85H102V86L104 85L105 87H104V86L101 87ZM129 85H130V86H129ZM133 85H136V87L133 86ZM141 85H142V86H141ZM150 85H151V86H150ZM153 85H155L156 87L153 86ZM192 85H194V84H192ZM93 86H94L95 88H97L98 90L95 89ZM120 86H121V85H120ZM143 86H144V87H145V86H147V87L150 86L151 89H152V91H150L151 89H150L149 91H150L151 93H150L147 89H144ZM64 87H63V88H64ZM134 87H135V88H134ZM137 87H138L139 89H137ZM162 87H163V88H162ZM81 88H82V90H83V92H84V94H83L84 96H81V97H80V96H78V94L80 95V93H78L77 91H78V90L81 91ZM93 88H94V89H93ZM100 88H101V89H100ZM102 88H103V89L105 88V90L107 91V92H105V95H104V96H103V94L101 95V93H100L101 90H102V93L104 92V90H103ZM124 88H125V89H124ZM130 88H131V89H130ZM156 88H157V90H156ZM161 88H162V90H161ZM164 88H165V90H164ZM70 89H72V90L70 91ZM117 89H118V88H117ZM132 89H133V90H132ZM84 90H85V91H84ZM94 90H95L96 93H99V94L101 95V97H100V96L97 97V95H99V94H95V96L97 97V99H100V98L102 99V102H100L101 100H100V101L98 100L97 103H98L99 105H97V103H94L96 106H95L94 104H92V100H93V98H90V97H92V96L95 97L94 94H93ZM115 90H116V89H115ZM158 90H160L161 92L159 91L158 93H156ZM86 91H87L88 93H87ZM110 91L112 92L111 94H110ZM37 92H38V93H37ZM81 92H82V91H81ZM95 92H94V93H95ZM141 92H142V93H141ZM85 93H87L88 95L90 94V97H89L88 95H87V97H86V96H85ZM115 93H117V90L115 91ZM149 93H150V94H149ZM152 93H153V95H152ZM154 93L157 94V95H159V96H158V97H159L158 99L156 98L157 96H156ZM1 94H2V92L0 91V96H1ZM39 94H41V91H38L37 89H35V90H34V96H36V97L39 96V97H40ZM76 94H77V95H76ZM121 94H122V95H121ZM130 94H129V95H130ZM64 95H65V97H64ZM70 95H71L72 97H71ZM81 95H82V94H81ZM106 95H109V96H111V97H108V96H106ZM138 95H139V96H138ZM144 95H145V96H144ZM151 95H152V96H151ZM69 96H70V97H69ZM74 96H75L76 99L74 98ZM105 96H106V97H105ZM112 96H113V99H114V100L111 102V100H112ZM154 96H156V97H154ZM160 96L162 97V99H160ZM14 97H15V96H14ZM68 97H69V98H68ZM85 97H86V98H85ZM96 97H95V99H96ZM102 97H104V98H102ZM107 97H108L110 100L107 99ZM150 97H151V98H150ZM63 98H64V99H63ZM71 98H72V100H71ZM79 98H81L82 100H80ZM83 98H84V99H83ZM88 98H89V99H88ZM148 98H150V99H149L150 102H148V101L146 102V99H148ZM155 98H156V99H155ZM9 99H10V98H8V99H4V101H5V103H8V102L10 101L11 103H10V102H9V103H10V105H11V107H12V103L16 102L17 99H16V98L13 99V97H12V100H9ZM120 99H118V100H120ZM75 100H77V101H75ZM85 100H86V101H85ZM151 100H152V102H151ZM74 101H75V102H74ZM81 101H82V102H81ZM83 101H84L85 105H84ZM96 101H97V100H96ZM103 101H104V102H103ZM109 101H110V102H109ZM121 101H122V100H121ZM123 101L126 102L125 99H124ZM153 101H154V102H153ZM87 102H90V103H87ZM93 102H95V101H93ZM74 103H75V104H74ZM102 103H103V104H102ZM109 103H111V105H109ZM112 103H113V104H112ZM160 103H161V104H160ZM77 104H76V105H77ZM89 104H90V105H89ZM106 104H107V105H106ZM157 104H158V105H157ZM194 104L197 105V103H194ZM215 104H216V107H217L218 104H219V102L217 103L216 101H214V103H213V106H214V107H215ZM14 105H15V103H14ZM91 105H94L95 107H94V106H91ZM103 105H104L105 107H104ZM196 105H195V106L193 105L194 109H192L193 107L191 108V106H190V108H191V110H193V111H194V110L196 111V108H197V111H198V109L200 110V112H195V111H194L196 114L198 113L197 116H198L199 118H201V121L203 122V123H201V129H202V130H201V129H200V130L203 131L204 127H205L207 130H209V129L214 125L215 129L218 131L219 129H217V127H218V128L221 127V126H218V125L215 126V124H218V123H213L212 126L210 127V124H209L210 122H206V121H205L206 119L208 120V119H212V118H214V116L212 117V116L209 115V116H210V117H209L208 114H207V117H209V118H207L206 115H205V114H206L205 111H204L205 113L203 114V111H202V110L204 109V108H203V107H204V103L202 102V104H199V105H198L199 107H197ZM98 106H99V107H102V108H99ZM213 106H212V107H213ZM93 107H94V109H93ZM111 107H112V106H111ZM201 107H202V108H201ZM216 107H215V108H216ZM218 107H219V106H218ZM97 108H99V109L97 110ZM186 108H187V107H186ZM188 108H189V107H188ZM188 108H187V109H188ZM190 108H189L188 111H187V109H186L185 111H187V112L191 111ZM205 108H206V107H205ZM76 109H77V107H76ZM80 109L78 108L79 112H80ZM158 109H157V110H158ZM201 109H202V110H201ZM78 110H77V111H78ZM89 110H90V111H89ZM109 110H110V107H108V111H109ZM183 110H184V109H183ZM219 110H220V108H216V111H214V112L217 113ZM81 111H82V109H81ZM103 111H104V112H103ZM102 112H103V113H102ZM191 112H192V111H191ZM194 112H192V114H194ZM214 112H211V113L213 114ZM81 113H82V112H81ZM101 113H102V114H101ZM200 113H201V114H200ZM218 113H219V112H218ZM218 113H217V114H218ZM202 114H203L204 116H203ZM209 114H210V113H209ZM212 114H211V115H212ZM217 114H215V118L217 119L216 121H218V118L216 117ZM200 115H201V116H200ZM213 115H214V114H213ZM220 115H221V114L219 113L218 116H220ZM224 116L226 117V122H227V124H226V126H225V121H224V122H222V124H224V125H222V126H225V127L229 126V128H228V132H229V129L232 128V124H233L232 122H234V120H233L232 118L230 119V117H228V118L230 119V120H229V119L227 118V116H228L227 114L224 115ZM224 116H223L224 119H222V120H225V117H224ZM0 117H1L0 119L3 120V118H2L1 115H0ZM82 117H83V118H82ZM86 118H87V117H86ZM203 118H205V119L202 120ZM102 119H103V121H102ZM100 120H101V121H100ZM219 120H220V119H219ZM222 120H221V121H222ZM227 120H228V121H227ZM231 120H232V121H231ZM88 121H89V122H88ZM93 121H94V120H93ZM204 121L206 122V124H207V123L209 124V125H208V127H210L209 129H208V127H207V125L205 124ZM209 121H213V120H209ZM230 121H231V122H230ZM86 122H88V123H86ZM98 122H99V123H98ZM213 122H214V121H213ZM228 122H229V123H228ZM93 123H94V124H93ZM220 123H221V122H220ZM230 123H232V124H230ZM85 124H86V125H85ZM89 124H90V125H89ZM98 124H99V125H98ZM234 124H235V123H234ZM105 125H107V126H105ZM202 125H204V126H202ZM214 127H212L210 130H212V129L214 130ZM230 127H231V128H230ZM172 129H173V130H172ZM191 129H192V128H191ZM220 129H221V130L223 129V131L225 130L224 127H223V128H220ZM233 129H234V128H233ZM233 129H231V130L233 131ZM204 130H205V129H204ZM210 130H209V132H211ZM213 130H212V132H213ZM221 130H220V134L223 132V131H221ZM174 131H175L176 133H175ZM214 131H215V130H214ZM232 131H230V133H231ZM203 132H204V131H203ZM215 132H216V131H215ZM215 132H213L212 135H215ZM1 133H2V134H1ZM166 133H168V134H166ZM166 133H165L164 135H162V136H159V137H158V141L156 140V139H157V138H156V139H154V140H150L149 142L147 141L148 143L146 142L145 145H140L141 148L144 147V146L147 147V149H146V148H145V149L142 148V149H144V150H141L142 152H141V151H138V149L136 150L135 147H133V148L130 147V149H129V147L127 146V147H126L127 151H129V150H130V151L127 152V151L125 150V151H126V153H125V151L123 152V150H122V149H125V146L122 147V149H119L120 146H116V147L118 148V150H116V155H117V156L115 157L116 160H115V159H114V160L111 159L110 161H108V164L111 166L112 163H109V162H112V160H113V165H114V164H118V165H120V166H118V165H117V167L113 166V170L115 169V170L113 171V176H111L110 178H108L107 180H105V181L108 182V184L105 182V184H106L105 186H106V187H105L104 189L106 190V192H105V191H104L105 193L102 192V193L105 194V195L102 194L101 197H100V196L98 197V192H96V189H97V188L104 187V186H98L97 180H92V181L89 180V178L87 177V174L85 173V171H84V172H81V171H80V174H79L78 177H81V179L78 178L79 182L81 183V182H83V181H86V182H89V183H90V181H91V185H92V186L90 185V186L92 187L91 190H93L92 192H93V194L95 195V196H94L95 199H94L92 193H90L91 196H92V200H93V199H94V200H93V201L90 203V205H88V207H86V208H83V206H81L82 210H80V209H81V208H79L80 206L78 207L79 210L76 209V208H72V206L74 205V203H76L75 206H77L78 202H76V200H77L78 198L81 197V194H79V193H80V190H79V189L70 190V188L67 189L66 185L63 184L62 182H61V183H58V184L61 186V188H63L64 190L66 189V191H68V190H69V191L66 192V194L64 193L65 195H63V198H62V196L60 197L61 200H60V198H59L58 196H57L58 198H57V199L55 198V200H54L52 197H54L53 194L55 195L56 192H55V193L52 192L51 189H53V190L56 191V189L59 188V187H58V184H55V186L53 185V186H54L53 188H52V187L48 188L49 191H47V192L41 190L42 192L39 193L38 191H34V189H33V187H32L33 185H32V186H29V185H28V182H29V180H30L29 178H27V177H25V176H24V177H23V176H20V178H19V176H18L19 179L16 177L17 180L15 179L16 181H14V179L12 178V177L14 176V174H12L13 172L10 173V171L8 172V170L5 171V175L7 174L6 176H8L9 173L11 174L10 177H9V176H8V177H5V176L2 174L3 172H1L0 175H1V174H2V175L0 176V191H1L0 193H1V194L4 193V196H3V197L5 198L6 203L4 202V204H3V201H4V200L1 199V201H2L1 204H2L3 206H0V207H1V208H2V207L5 208V207H7V206H8V208H11V207H12L11 209H8V208H5V209L2 208V209H1V208H0V211L2 210V212H0V213H1V214H0V217H1V218L4 217V215H5V211H6V215H5V216H6V219H7V221L10 220V221L7 222V223H5L6 221L4 222V220H3V222L5 223V226L8 225V227L11 228V226H9V224H10V222L13 220V218H15L14 216H16V215H17V216H22V213H23V212L28 211L27 208L30 206V205H29L30 203H28L29 201H31V205H32V207H31V208L29 207V208L32 209L33 211L31 212V210H30V212H29L28 214H29V215H32V214H30V213H33L34 211H35V212H34L33 214H35V213L38 214V213H39L38 211H39L40 209H42V208H43V204H45L43 201L46 200V201H47V204L50 205V206L52 205L53 207L51 206V208H50V213H49V211H48V212H45L46 207H44V209L42 210L43 212H42V213L40 212V213H41L40 216H39V217H38V216H35V218H36V217L38 218V220H37V218H36V220L39 221V223H38L37 221H35V220H34V222L31 221L32 223H34V224H32V225H31V222H30V223H27L26 221H27L28 219H26V218H29V217H26V215H28V214L26 213V215L24 214L25 217H22V219H19V220H20L19 222H21V221L23 220V218H24V220L21 222V224H20V223H19V224H20V225H23L24 222L26 223V224H25L26 227H23V228H22L24 234H25V229H26V232H27V230H28V231H30V233H31V231L36 227L37 223H38V225H40V222H41V224H43V226H44V227H43L42 225H40V227H42V229H43V228H44V229L47 228L45 225H46V222L49 223V220H50V219L53 220L54 223L52 222V223H51V224H52L51 226H53L55 229H56L55 226H57V229H58V227H61V226L63 225V226L61 227V229L58 230V232L61 231V232H59V234L61 233L59 237H61V239L63 238L61 241H63V240L66 241V236L69 237V235L71 234V238L69 237L70 240H68V241H71V243H68V244H69V247H70V250L68 249L69 247H68V248H64V249H67V251H71V252H70V255H71V257H72V256H74V257H73V258H71V257H66V256H68V255H66V256H64V257H65V259H64L63 256H62V254H60V252H58L59 255H57V254H58L57 251L59 250V248L62 249V247H59V246H60V245H61V246L64 245L65 242H64V244H63V242L60 243V241H58V239H56V237H55V233H57V232H56V231H53L52 229H51L52 231H48L47 229H46V231H48L49 233L53 232L54 235H53V234H47V235H49V236L53 235V236L55 237V238H54V237L51 236V238H52V242L54 241L53 244H51L52 242H51V243H48V244H42L44 241H48V242H49L50 238H49L48 240H47V239H45V240H44V239L39 240V239L37 238V239H36V240H37V241H36V243H37L36 245H38V243L40 244L41 241H43V242L40 244V246H37V248H36L35 250L39 249L38 247H41V246H43V248L41 247V249H39V250H37V251H34V252L31 251V252L33 253V255H32V253L29 252L28 249H27V251H28V253H29V256L26 255V257H25V256H24V254L26 253L25 250H26V248H28L29 246H28V245H27L28 247H27V246L24 247V246H25V244H26L27 242H30V243H28V244H30L31 246H32L33 244H35V243H33V240H34L33 238L35 237V235H33L34 233H32V235H33L34 237H32V235H31V237H32L31 239H32V240H30V238H27V237H24V236L22 237V232H21V228H20V227H22V226L19 225L20 230L17 231V233H18V232H20V233H18V234H16V235H15V232H16L15 230H17V229H19V228H17V229H13V228L10 229V228H9V229H10V230H9V229H6V228H7V226H6L5 228H3V229H5V230H4V231H5L4 233L2 232L3 230L0 231V236H3V234H5V233L7 234L6 230H8L9 234H8V235L5 234L7 237H6V236H4V237H5L6 239L8 238L7 240H10V239H11L10 242L13 241L12 239L14 238V239H15L14 242H15V241H16V242H15V243L13 242V243H14L13 245H12V242H11V244H10V242H9V245H10V246L8 245V246H9V248H8V246H7V244H6V242H7L6 239L4 240V239L2 238L3 242H1V244L4 245V246L1 245V246H2L1 249H3V247H4L5 250H4V249H3L2 251L0 250V251H1V254H0V264H11V261H12V262L15 261V258H16V259H17V258L19 259V258H20V253H22V251L20 252V250H21V248H22V247L20 248V245L23 246L22 250L25 249V250H24L25 253L23 254V258L25 257V264L28 263V261L31 259V258H30L31 256H35V255L37 256V257H35V258H36L35 260L37 261V258H38V259H39V260H38L39 264H45V263H47V261H46L47 257H48L47 260H50V259L52 258V257L49 255V254L52 253V252H54V254H55V252H56L55 255H57V257H59V258H57L56 256H55L56 258L54 257V262H53V264L57 263V261L60 260V259H61L60 262L66 261V259H67V261L64 262V263H67V264H68L69 262H70L69 264H86V262H89V263H92V264H131V263H134V264H140V263H141V264H143V263H145V262H146L145 264H164V263H166V264H174L175 261H176L177 264H195V263H196V264H201L204 260H208V259H207L208 256H209V260H210V263H211V262H213L215 259L218 261L219 259H221L222 257H224V255L227 254V251H226V254H225V253H224V254L222 253V251L227 250V249H224V248H226L225 245L222 246L221 241H222L223 239H226V244H227L228 242H230V244L232 243V245H229V246H228L229 248H230V246H231V249H230V250H233L232 252L236 251V249H237V252H235V255L238 254L237 256L233 255V253L230 254L231 252H229V254L231 255V257L233 256V257L235 258V262H236V259L239 258V260H240V259L243 260V261L245 260L244 262L246 263V262L248 261V259H247L248 256H247V255L250 254V255H251V256L249 255L250 258H251V259H249L250 262L248 261L249 263H246V264H258L259 261H260L259 264H262V263L264 264V261H262V260H264V259H263V258H264V254H263V253H264V249H263V248H264V227H263V226H264V214H263V217L260 218L261 214H259V212H256V210H257L258 208H259V209H258L259 211H262V209L264 208V207H263V208H262V207L260 208L261 203H259V198H260V195H261V192L259 193V191H262V189H263V188H262V187H263L262 185H264V182H262V176H264V172L258 170V171H257V175L259 174L258 176H257L256 173L254 172V171H255L254 168H256V165H255L254 163H256V161L258 160V162L256 163V164H258L259 161L262 160V159H261L262 157H260L259 155H260V153H264V141H252V142H251V141H247V142H249L248 144H247V142L245 141V142H243V143L245 144V145H244L245 147H244V146H242V145H243L242 143H238V141L234 140L233 137H231V138H229V140H230V139H231V140L233 139V141H235L236 143L233 142V141H231V140H230V141H227L228 145H226V147L228 148V146H229V148L227 149V148L224 147L226 141H223L222 144H224V145H223V146H220V144H221V143H220L221 140H220V141H218V143H217V145L220 147V148H219L217 145H216V146L213 145V142H214V138H215V136H214V138H213L212 135H211V133H210V135H209L210 138H208L207 136H203L202 139H199L198 141L194 142V144L197 143V142L199 143V144H197V145H199V147H200L201 149H198L199 147H198L197 145H195L196 148H195L194 146H192L193 143L190 144L189 147H187V144H185L186 146H184V144H183V138H182V137H179V135L177 136V134H178V129H177V128H175V127H174V128H171V129H169L168 132H166ZM169 133H170V134L172 133L171 136H169V135H170ZM173 133H174L175 136L173 135ZM205 133H206V131H205ZM216 133H217V132H216ZM232 133H233V132H232ZM5 134H6L5 130H3V129L0 130V145H1V146H0V150H2V149L4 148V143H5V141H6V140H5V139H6V135H5ZM217 134H218V133H217ZM167 135L169 136V138H168ZM172 135H173V136H172ZM160 137H161V139H160ZM170 137H171V139H170ZM173 138H174V139H173ZM176 138H177V139H176ZM2 139H3V140H2ZM67 139H68V138H67ZM67 139L65 138V140H64V144H65V146H66V147L64 146V148H63L64 150H60V149L58 150V157H60V158L62 159V160H60L59 163H61V164L64 163V164L67 166V164H66L67 162H66L65 160H68V162H69L68 165L70 166V165H72V164L74 163V161H77V163H78V161H79V162L83 161V160H84L83 156H81V155L78 154V156L76 157V154H72V151H73V150H72V141H71L70 139H68V140H69V143H68V140H67ZM83 139H84V138H83ZM162 139H164V140H162ZM165 139H166V141H165ZM204 139H205V140H204ZM215 139H216V138H215ZM80 140H81V139H80ZM159 140H162V141H159ZM168 140H169V141H168ZM173 140H174V141H173ZM175 140H176V141H175ZM181 140H182V143H181ZM206 140H208L209 142L206 141ZM216 140H219V139H216ZM53 141H55V140L52 139V142H53ZM151 141H153L154 144H155V142H157V143H161V144H158V146H156V145L154 146V148H155L156 150H154L152 147H150L151 150H148V149H149V148H148V147H149L148 144H151V143H152ZM171 141H173V142H171ZM199 141H200L202 144H203V142H204V144H206V146H205L206 151H207V149H208V150H209V149H210V150H214V152L218 154V157L216 158L217 155L214 157L215 154H214L213 151H211V152H210L211 154H209V155H210V156H211L212 154H214V155H212L211 158L208 157V153H209V152L206 153V151H205V149H204V145H203V146L200 145L201 143H200ZM205 141H206V143H205ZM212 141H213V142H212ZM108 142H109V141H107V143H108ZM150 142H151V143H150ZM162 142H163V143H162ZM174 142H176V143H174ZM177 142H178V143H177ZM179 142H180V143H179ZM184 142H185V141H184ZM210 142H212V143H210ZM215 142H217V141H215ZM231 142H233V143H232V145H231V147H230ZM258 142H261V143H259V144H258V147H257V144L254 145V143H258ZM119 143H120V142H119ZM121 143H122V142H121ZM157 143H156V144H157ZM165 143H166V144H165ZM209 143H210V144H209ZM227 143H226V144H227ZM250 143H251V144L253 145V147H254L253 150L250 149V147L252 146ZM262 143H263V144H262ZM167 144H168L169 146L171 145V146H170L171 148H170ZM174 144H175V145H174ZM176 144H177V145H176ZM180 144H181V145L183 144V145L181 146V150H182V147H183V148H184V147H185V148L187 147L186 150L189 149L188 151L190 152V154L192 153V154L194 155V153H195V154L198 155V158H197V159L199 160V159L201 158L202 160L200 159V161H198V160L195 158V161H194V162H195V163L198 162V163H196L197 165H196L193 161L191 162V161L189 160L190 162L188 161V164H187V165H189V166H187L186 163H185V160L189 157V156L186 154L187 151H186L185 149H184V151H182L183 153H185L186 156H184V154H182V152H180V151H179V152H180L181 154L179 155V152L176 151V150H178V149H176V148L180 147ZM222 144H221V145H222ZM235 144H237L236 146H238L239 144H241V145H239L240 148L242 149V147H243V149H244V148H245V149H244V150H243V149L241 150V149H239V146L235 148V146H233V145H235ZM261 144L263 145V147L260 146ZM160 145H161V147H159ZM163 145H164L165 147H164ZM208 145H209V147H207ZM210 145H213V147H212V146L210 147ZM246 145H247V147H246ZM249 145H250V146H249ZM150 146H151V145H150ZM166 146H167V147H166ZM174 146H175V147H174ZM177 146H178V147H177ZM214 146L217 147V149H216L217 152L215 151V149H211V148H215ZM259 146H260V147H259ZM103 147H104V146H103ZM172 147H173L174 149H173ZM190 147H191L192 150L190 149ZM232 147H233V148H232ZM165 148H166V149H165ZM168 148L172 149V153H170L171 151H170V149H168ZM222 148L225 149V150H223ZM248 148H249L250 150H249ZM251 148H252V147H251ZM255 148H256V149H255ZM66 149H67V150H66ZM128 149H129V150H128ZM161 149H162V150H161ZM163 149H164V151H163ZM179 149H180V148H179ZM202 149H203V150H202ZM220 149H221L222 151H219ZM232 149H233V150H232ZM234 149H235V150H234ZM237 149H238V150H237ZM247 149H248V150H247ZM260 149H261V150H260ZM69 150H70V151H69ZM119 150H120V151H119ZM152 150H153V151H152ZM173 150H174V151H173ZM195 150H196V152H195ZM246 150H247V151H246ZM251 150H252V153L255 152V151H257V152H255V154H254V153L252 154V153H251ZM254 150H255V151H254ZM68 151H69V154H68ZM131 151H132V152H131ZM144 151H146V152H144ZM151 151H152V153H154V154H152ZM169 151H170V152H169ZM193 151H194V152H193ZM197 151H198V152H197ZM199 151H200V152H199ZM230 151H231V152H230ZM234 151H235V153H234ZM259 151H260V152H259ZM0 152H1V151H0ZM6 152H7V153H6ZM122 152H123V153H122ZM130 152H131V153H130ZM135 152H136V153H135ZM149 152H150L152 155H151ZM162 152H164V153H162ZM165 152H168V153H165ZM175 152H176V154L178 153V155H179L180 157H179V156L177 157V155L175 154ZM189 152H188V154H189ZM201 152H202V153H201ZM203 152H204V153H203ZM212 152H213V153H212ZM218 152H220V153H218ZM221 152H222V156H223V157L220 156V155H221ZM236 152H238V153H236ZM240 152H241V153H240ZM243 152H244V153H243ZM258 152H259V153H258ZM9 153H10V150L2 152L1 155H0V158L2 159V163H3V161H4V164H5V165H8V166H9V164L12 162V161H10V160H12V158L9 157V155H11V153H10V154H9ZM118 153H119V154H118ZM129 153H130V154H129ZM137 153H139V154H137ZM144 153H147V155H148V153H149V156H150V155H151V156H150V157H149V156L147 157V155L144 154ZM156 153H157V154H156ZM231 153H232V154H231ZM4 154H5L6 156H5ZM8 154H9V155H8ZM67 154H68V155H67ZM132 154H134V155H132ZM168 154H169V155H168ZM171 154H172V155H171ZM190 154H189V155H190ZM202 154H204V155L207 154V156L205 155V158L207 157L206 160H205V159L203 160V158H202ZM235 154H236V155H235ZM241 154H243V155H241ZM66 155L69 156V157L71 156L70 158L72 159V161H73V160H74V161L72 162V161L70 160V158L67 157ZM118 155H119L120 157H119ZM136 155H137V156H136ZM145 155H146V156H145ZM161 155H162V156H161ZM165 155H166L167 157H166ZM200 155H201V156H200ZM233 155H234L235 158L233 157ZM252 155H254L255 157L252 156ZM1 156H2V157H1ZM128 156H129L131 159H130ZM134 156H136V157H134ZM139 156H141V157H139ZM144 156H145V157H144ZM155 156H156V157H155ZM164 156H165V158H164ZM229 156H230V157H229ZM256 156H259V157L257 158ZM3 157H4V158H3ZM7 157H9V158H7ZM64 157H65V158H64ZM75 157H76V158H75ZM122 157H123V158H126L127 160L130 159L129 162L127 163L128 166L126 165L125 162H124V165H123L124 167L121 165V164H122L121 160H123V161L126 160V159H122ZM133 157H134V158H133ZM138 157H139L140 160L138 159ZM169 157H172L171 160H170ZM174 157H175V158H174ZM181 157H182V158H181ZM185 157H186V158H185ZM199 157H200V158H199ZM219 157H220V158H223L224 161H226V162L228 161V163H224V161H222L223 159H222V160H219V159H220ZM225 157H227V158H225ZM231 157H232V158H231ZM246 157H247V159H248V157H249V164H247L248 162H247ZM60 158H59V159H60ZM80 158H82V159H80ZM135 158H137V159H135ZM142 158H144V159H142ZM149 158H151V159H149ZM161 158H162V162H163V164H165V160H168V161L166 162L167 164H166L165 166H163L162 163H161V165H162V167H163V169H164L165 171H163L162 168H161V166H160L159 169H161L162 173L160 172L161 175H158L157 178L160 177L159 179H161L162 176H163V177L166 176V178H170L171 180H170V179L168 180V179H166L165 177H164V178L166 179V181H165V179H164L163 177H162V180L164 179L163 181L157 179V180H159V181L161 182V183L159 182V184H161L160 187L162 188V190H164V192H162V193H163V196H162V193L160 192V193H161V196H160V197H162V198L165 197V198H166V201L164 200V198H163V200H162V198H161L160 200L158 199V201L155 200V201H157V202H156V203H157V205H156L157 209H156V210H158V211L161 210L159 213H158V212H157V213L160 215V213L162 212L163 214L161 213V217L164 218V220L166 221V222H165L164 220H162V218H159V216H158L157 220H158V224H159V225H157V227L160 226V225L163 226L165 223H166V225H167V224H168V225H167V226L164 225V226H165V230H164V231L162 230V229H164V228H160L161 226L159 227V229H156V231L159 230V232H161L160 230H162V233H163V234H160V233H159V234H160V236L162 237V240H160V242H161V241L165 242V243H163V244H164L163 248H162V246L160 247V245H158V244L155 242V240H154L155 237L153 238V240H154V242L157 244V246H156V247H155V246L153 247L152 245H149L150 247H147V245L144 246L145 243L149 242V240L147 241V240L145 239V238L148 236V235H146V234L149 232V229H148L146 226H149V228H150V226H151L150 223H151V224H154V221H155L156 219L153 220V219L151 218V219H152L151 221H152L153 223H152L151 221H150V223H149V221H148L149 218H148V220L146 219L147 221H146V220L144 221L143 219H140V218H137V220H138V221H137V220L134 219V218H135V217H139V216H141V217L143 218V217H144L143 215L148 216V215H146V214H151V213H153V211H151V209H149V208H151V204H152V200H151V198H152V196H153V195H151V193L149 192V191H150L149 189H152L153 187L151 186V187L148 188V187L146 186V184H148V185L150 184L151 181H149V180H150L152 177H153V178L151 179L152 181H153V179L156 180V179H155V178H156L155 175H157V173H156L154 176H148L149 178H145V179L143 180L142 184H141V183H138V179H136L137 176L139 177L138 172L140 171L141 165H140V168L138 169L139 171H137V173H136L137 168H135V167H137V166L141 163V164H143V166H144V168H142L141 170H145V169H146L145 171H147V173H148V172L150 173V172L152 171V173L154 174V171H153V170H155V172L158 170V168H156V167H158L157 164L159 165V163H160L159 161L161 160ZM167 158H168V159H167ZM173 158H174V159H173ZM176 158H178L177 160H178L179 162L176 160ZM208 158H209V159H208ZM214 158H215V159H214ZM228 158L232 159V161H233V162L231 163V165H229L231 161H230ZM241 158H242V159H241ZM243 158H244V159H243ZM251 158H252V159H251ZM1 159H0V161H1ZM3 159H4V160H3ZM7 159H10V160H9L10 163H8V160H7ZM93 159H95V156L93 157ZM93 159H92V161H91V163H90V165H89L90 170H91V168L94 169V170H96V168H95V166H94V165H96V164H93V165H92V163L94 162ZM132 159H133V160H132ZM147 159L150 160V161L148 162ZM153 159H154V160H153ZM158 159H159V160H158ZM172 159H173L174 162L172 161ZM183 159H185V160L183 161V163H185V166L188 168V169L186 168V170H187L189 173H188L186 170H185L186 172L184 171L185 166L183 165V163H181V165H183V166H180V167H182V169H183L182 171H181V168L178 166V165H180V162H182ZM188 159H189V158H188ZM193 159H194V158H193ZM217 159L219 160V162L222 161V163H223V164H226V165H223L222 163H219ZM226 159H227V160H226ZM236 159H238V162H237ZM240 159L243 160V162H242ZM245 159H246V161H245ZM63 160H64V161H63ZM107 160H108V159H107ZM117 160H118V161H117ZM134 160H135V161H134ZM136 160H138V162H137ZM145 160H146L148 163H145V162H146ZM157 160H158V161H157ZM163 160H164V161H163ZM208 160L211 161V162H212V160H213V163H214V164L211 163V164H212V165H211V164L209 163ZM235 160H236V162H234ZM239 160H240L241 163H242L241 165H240V161H239ZM252 160H253V161H252ZM70 161L72 162V164L70 163ZM104 161H105V160H104ZM116 161H117V163H115ZM140 161H141V162H140ZM142 161H144V162L142 163ZM155 161H156V163H155ZM169 161H171V162H173V163H170ZM176 161H177V162H176ZM205 161H206V162H205ZM215 161H216V163H215ZM250 161H252L253 163H251ZM62 162H63V163H62ZM96 162H97V161H95V163H96ZM105 162H106V161H105ZM120 162H121V163H120ZM133 162H134V163H133ZM135 162H137V164H136ZM157 162H159V163H157ZM201 162H203V163H201ZM204 162L207 163V164H206L207 166L205 165ZM245 162H246V163H245ZM2 163H1V164H2ZM22 163H23L22 165H24V161H23V160H22ZM103 163H104V162H103ZM150 163H151L152 166L149 165ZM154 163H155V164H154ZM168 163H170V164L168 165ZM174 163H178V165L176 164L178 168L175 167V164H174ZM208 163H209V164H208ZM218 163H219V165H221V164H222V165H221L219 168H216V167L219 166ZM235 163H236V164L239 163L238 166H237ZM250 163H251L252 165H250ZM260 163H261V162H260ZM74 164H76V163H74ZM81 164H82V163H81ZM97 164H98V163H97ZM132 164H133V166H132ZM147 164H148V165H147ZM173 164H174V165H173ZM190 164H191L192 166H190ZM199 164H200V165H199ZM201 164H202V165H201ZM216 164H217V165H216ZM227 164H228V165H227ZM243 164H244V165H243ZM5 165L2 164V166H4V167H5ZM27 165H28V164H26V161H25V165H24V166L27 167ZM76 165H77V164H76ZM104 165H105V164H104ZM125 165H126V166H125ZM134 165H135V166H134ZM136 165H137V166H136ZM154 165H155L156 167H154ZM170 165H173V166H170ZM208 165H209V166H208ZM213 165H214V166H213ZM246 165H247V166L249 165V166H248L249 169L247 168ZM258 165H259V164H258ZM11 166H13V165H11ZM79 166H81V165H79ZM92 166H93V167H92ZM96 166H97V165H96ZM146 166H147V167H146ZM150 166H151V168H149ZM195 166H199V167H195ZM200 166L202 167V169L200 168ZM227 166H228V167H227ZM229 166H230V167L232 166V169H231ZM9 167H10V166H9ZM108 167H109V166H108ZM120 167H121V168H120ZM125 167H126V168L128 167V168L126 169ZM130 167H131V168H130ZM165 167H167V170L165 169ZM168 167H172V168H169V172H168ZM174 167H175L176 169H175ZM183 167H184V168H183ZM191 167H193V168H192V169H193L192 171H190V170H191ZM212 167H213V168H212ZM236 167H237V168H236ZM240 167H243V168L240 169ZM258 167H259V166H258ZM12 168H13V167H12ZM122 168H125V169H122ZM154 168H155V169H154ZM189 168H190V169H189ZM196 168H199V169H196ZM211 168H212V169H211ZM226 168H228L227 170L230 169L231 171H230V170H229L230 172L227 171ZM128 169L131 170V171H129ZM132 169L135 170L133 176H132L131 173H130V172L133 171ZM147 169H148V170H147ZM151 169H153V170H151ZM178 169H179V170H178ZM206 169H207V170H206ZM208 169H209V170H208ZM215 169H216V171H215ZM218 169H219V170H218ZM222 169H223V171H222ZM245 169H246V170H245ZM250 169H253V170H250ZM259 169H260V167H259ZM116 170H117V171H116ZM150 170H151V171H150ZM173 170L176 171V175H178V174H179V175H178V176H175ZM196 170H199V171L196 172V173H198V174H196L195 176L197 177V175H198V176L200 175L199 177L196 178L197 180H196L195 177L193 176V175L195 174V171H196ZM210 170H211V171H210ZM224 170H226V173H227L226 175L223 174V173H225ZM243 170H244V171H243ZM261 170H262V169H261ZM158 171H159V170H158ZM158 171H157V172H158ZM170 171H171L172 173H171ZM179 171H180L181 173H180ZM218 171H220V173H219ZM221 171H222V172H221ZM238 171H239V173H238ZM240 171H241V172H240ZM247 171H248V172L251 171L252 173H251V172L248 173V176L246 177V175H247V174H246ZM93 172H94V171H93ZM114 172H115V173H114ZM166 172H167V173H166ZM182 172H183V173H182ZM184 172H185V173H184ZM212 172H213L214 174H213ZM215 172H216V174H215ZM231 172H232V173H231ZM243 172H245V173H243ZM258 172H259V173H258ZM127 173H128V174H127ZM135 173L137 174V176H136ZM152 173H151V174H152ZM168 173H171L172 176H170ZM177 173H178V174H177ZM186 173H188V175L191 176V177H188V175H187ZM190 173H191V174H190ZM204 173H205V174H204ZM221 173H222V174H221ZM81 174H83V175L80 176ZM93 174H94V173H93ZM114 174H115L116 177H119L118 180H119V183H120V184H118V181L116 180V179H117L116 177H115L116 179L113 178V177H114ZM116 174H118V175H116ZM125 174H126V175H125ZM163 174H164V175H163ZM183 174H184V175H183ZM212 174H213V175H212ZM229 174H230V175H229ZM251 174H255L257 177H256L255 175H253L254 179H252V180L250 181V180H249V179H250L249 177L252 176ZM262 174H263V175H262ZM12 175H13V176H12ZM149 175H150V174H149ZM173 175H174L176 178H175V177L173 178ZM204 175H205V177H204ZM3 176H4L5 178H4ZM11 176H12V177H11ZM85 176H86V177H85ZM135 176H136V177H135ZM140 176H142V174H141ZM146 176H147V175H146ZM168 176H169V177H168ZM180 176H182V178H181ZM185 176H186V177H185ZM192 176H193V178H192ZM228 176H229V177H228ZM237 176H238L239 178L236 179ZM243 176L245 177V179L242 180V178H244ZM21 177H22V178H21ZM82 177H83V178H82ZM154 177H155V178H154ZM177 177H178V178H177ZM183 177H185L186 179L183 178ZM219 177H220L221 180L219 179ZM226 177H227V178H226ZM260 177H261V178H260ZM2 178H4V179H2ZM6 178H7V180H5ZM11 178H12V180L14 181V186H15V188L12 187V188L14 189V190H13V189H12V190H13V192H14V191H15V192H18L17 194H16V193H13L12 191H11V192H12L13 194H12L11 192H10L9 194L7 193V191L10 189V188L7 189V188L9 187L8 184H10V185L12 184V182H11ZM14 178H15V177H14ZM23 178L25 179V182H24ZM26 178H27V179H26ZM120 178H121V179L125 178L126 181L123 179V181H122V183H121V181H120L121 179H120ZM130 178H131V179H130ZM132 178H134V179H132ZM141 178H142V177H141ZM143 178H144V176H143ZM198 178H199V180H198ZM204 178H205V179H204ZM214 178L217 180L216 183L213 182V181L215 180ZM222 178H225V179H226V180L224 181V183H226L225 186H224V184L221 183V182H223L222 180H224V179H222ZM231 178H232V179H231ZM240 178H241V179H240ZM248 178H249V179H248ZM251 178H252V177H251ZM38 179H40V178H38ZM83 179H85V180H83ZM95 179H96V178H95ZM109 179H110V180H109ZM111 179H112L113 181H112ZM128 179H130V180H128ZM177 179H178V181H179V179H180V182H177V181H176ZM181 179H182V180L184 179V180L182 181ZM201 179H202V181H200ZM203 179H204L205 181H203ZM218 179H219V180H218ZM238 179H240L241 181H244V182H241V181L238 180ZM4 180H5L6 182H5ZM9 180H10V181H9ZM19 180H21L20 183H19ZM114 180H116V182H114ZM127 180H128L129 182H128ZM131 180H132V181H131ZM135 180H137L136 182H137L139 185H138L137 183L135 184ZM172 180H173L174 182H173ZM193 180H194V181H193ZM210 180H212V181H211L212 183L209 182ZM216 180H215V181H216ZM227 180H228V181H227ZM245 180H246V181H245ZM254 180L256 181V183H255ZM257 180H259V181H257ZM31 181H32V179L30 180V182H31ZM94 181H96V182H94ZM146 181H147V183H146ZM148 181H149V183H148ZM164 181L166 182V184L164 183ZM167 181H169V182H168V185H167ZM170 181H171V182H170ZM218 181H219V182H218ZM220 181H221V182H220ZM239 181H240V184L242 185V186L240 185L241 187L238 185V182H239ZM252 181H253V183H252ZM9 182H10V183H9ZM17 182H18L19 184H17ZM92 182H94V183H92ZM109 182H110L111 185L109 184ZM172 182H173V183H172ZM182 182L185 183V184H183ZM191 182H192V183H191ZM195 182H196V183H195ZM197 182H198V183H197ZM228 182H229V184H228ZM230 182H231V184H230ZM233 182H234V183H233ZM236 182H237V183H236ZM246 182H247V183H246ZM3 183H4V184H3ZM26 183H27V184H26ZM145 183H146V184H145ZM162 183H163V186L166 187V188L168 189V191H167V189L165 190V188L163 189ZM175 183H176V184H175ZM177 183H178V184H177ZM190 183H191L192 185H191ZM202 183H203V184H202ZM209 183H210V184H209ZM235 183H236V184H235ZM250 183H251V184H250ZM254 183L259 185L257 189H256L257 185H255ZM261 183H262V185H260ZM16 184H17V188H16ZM29 184H31V183H29ZM93 184H94L95 187L93 186ZM134 184H135V185H134ZM164 184H165V185H164ZM171 184H172V185L174 184V185L172 186ZM189 184H190L191 186H189ZM194 184H196V185H194ZM197 184H198V185H197ZM201 184H202V185H201ZM204 184H205V185H204ZM220 184H221V185H220ZM232 184H233V185H232ZM248 184H249V186L251 185L250 188H254V189L251 190V191H253V193H252V192H249V194L251 195V194H255V193H256L255 196L257 195V196L255 197L256 200H257V201H256L257 203L254 202V204H252L253 201H254V198H252L253 201L250 202V203H251V207H249L250 204H248V203H249L248 198H246V196H245V195H247V193H248V188H249V187L247 186ZM20 185H21V186H20ZM56 185H57V186H56ZM141 185H144V187H141ZM176 185H177V186H176ZM180 185H182V186L180 187ZM193 185L196 186L197 188H196V187L194 188ZM209 185H210V186H209ZM214 185H215V186H214ZM218 185H219V186H218ZM231 185H232V186H231ZM235 185H236V187H235ZM12 186H13V185H12ZM119 186H120V187H119ZM138 186H139L140 188H139ZM167 186H168V187H167ZM178 186H179V187H178ZM198 186H199V187H198ZM226 186H228L229 188L227 187V188H228V189H227ZM230 186H231V187H230ZM245 186H246L247 189L244 188ZM261 186H262V187H261ZM3 187H4L5 189H4ZM20 187H22V189H21ZM56 187H57V188H56ZM93 187H94L95 189H93ZM116 187H117V188H116ZM160 187H157V188H160ZM174 187H175V190H174ZM184 187H185V188H184ZM191 187H192V188H191ZM209 187L211 188L210 191L213 190V189H212L213 187H214V188L217 187L216 189H218L219 187H222L221 189H219V192H220V191H221V192L223 191L224 194H225V193L227 192V190H228L229 194L232 195V197H231V198L229 197L228 200H227V197H228V196H226V195H225V196H226V200L229 201V203H231V206H232L233 201L238 202V203H236V205L239 204V200L244 199V201H248L247 204H246V202H245V204H246V205H245V208H246V206H248L246 209L249 208V209L251 210V208L253 207V209L251 210V213H252V211H254V213L256 212L255 214L257 215V219H258V220L256 219V215H253V216L251 215V217H250V213H249V214L246 213L245 215H244V214L242 215V213L238 212V214L240 213L242 217L239 216L240 214H239V215H236L238 210H234V209H235V208L237 209V206H234V204H235V203H234V204H233V207H235V208H233V207L231 208V206L228 207L229 204L227 205V201L225 202L226 204L224 203L225 206L222 204V202H220V203L225 207V209H226L227 212H228V211H229V212H232V214L235 212V214L232 215V214L230 213V215H231V216H230V215L226 212V213H227V216H225V215H221V214H224V213H225V211H223V210H225V209H224V207H222L223 210L220 208L222 205L219 206L220 204L217 202V201H218V199H216L217 197L215 196V197H216V198H215V197L213 196V194H210V192H209V190H208ZM232 187H233V189H232V191L230 192V190H231ZM237 187H240V188H237ZM259 187H260L261 190H258ZM25 188H29V190L31 189V190H30V195L28 194L29 190H28V189H25ZM115 188H116V190H115ZM134 188H135V190H134ZM136 188H137V192H136ZM138 188H139V189H138ZM161 188H160V189H161ZM172 188H173V190H171ZM199 188H200V190H199ZM224 188H225L226 190H225ZM234 188H235V189H234ZM243 188H244L245 190H242ZM250 188H249V190H250ZM15 189H17V191H16ZM19 189H20L21 191H20ZM109 189H110V190H109ZM130 189H132L131 192H132L133 195L131 194V192H129ZM140 189H144L143 192H142L143 195H144V194H147V195H145L147 201H146L145 198H144L145 196L143 197V196H142V193L139 192ZM154 189H155V187H154ZM182 189H183V190H182ZM190 189H191L192 191H191ZM23 190H26V191L24 192ZM58 190H59V189H58ZM58 190H57V191H58ZM64 190H63V191H64ZM94 190H95V191H94ZM98 190L101 191V189H98ZM98 190H97V191H98ZM113 190H115V194H116V195L114 194V191H113ZM119 190H120L121 192H120ZM123 190H124V191H123ZM152 190H153V189H152ZM155 190H157V189H155ZM170 190H171V192H170ZM187 190H189V191H187ZM196 190H198V192H196ZM201 190H202V191H201ZM257 190H258V191H257ZM32 191L34 192V194H33ZM71 191H72V192H71ZM102 191H103V190H102ZM108 191H110V192L112 193L111 196H110V192H108ZM122 191H123L124 193H122ZM173 191H174V192H173ZM175 191H179V192L177 193V192H175ZM182 191L184 192V194H183ZM186 191H187V192H186ZM241 191H242V192H241ZM245 191H246L247 193H245ZM59 192H61V191H59ZM94 192H95V193H94ZM135 192H136V193H135ZM145 192H147V193H145ZM151 192H152V191H151ZM156 192H157V191H155V193H156ZM167 192H168V193H167ZM189 192H190V193H189ZM194 192H195V193H194ZM221 192H220V193H221ZM223 192H222V193H223ZM228 192H227V194H228ZM239 192H240V193H239ZM20 193H21V194H20ZM24 193H25V194H24ZM47 193H49V194H47ZM62 193H63V192H62ZM67 193H68V195H67ZM71 193H72V195H71ZM73 193H75V194H73ZM106 193H107V194H106ZM108 193H109V194H108ZM120 193H121V194H120ZM158 193H159V192H158ZM165 193H167V194L170 193L171 195H170V194H169V195L166 194L167 196H165ZM173 193H174V194H173ZM211 193H212V192H211ZM222 193H221V194H222ZM235 193H236L237 195H236ZM257 193L259 194V197H258V194H257ZM14 194H16V197L14 196ZM31 194H32L33 196H32ZM36 194H38L37 196H39V198H40V199L38 200V202H37V200H36V199H38L37 196H36ZM46 194H47V195H46ZM58 194H59V193H58ZM58 194H56V195H58ZM99 194H100V193H99ZM113 194H114V195H113ZM130 194H131V195H130ZM135 194H138V195H135ZM175 194H176V197H177V198H174ZM178 194H180V195H178ZM182 194H183V195H182ZM188 194H189V195H188ZM234 194H235V196H234ZM240 194H241V195L244 194V195H243V196H240ZM22 195H23V196H22ZM25 195H26V196H25ZM41 195H42L43 197H42ZM48 195L51 196L50 199L48 198ZM59 195H60V194H59ZM125 195H126V196H125ZM134 195H135V196H134ZM140 195H141L142 197H141ZM158 195H160V194H158ZM185 195H186V196H185ZM238 195H239V196H238ZM250 195H248V196L250 197ZM7 196H8V197H7ZM13 196H14V197H13ZM21 196H22V197H21ZM29 196H30L31 198H29ZM35 196H36V198H35ZM65 196H66V198H65V199H66V202L64 201V200H65V199H64ZM67 196H68V197H67ZM103 196H104V197H103ZM116 196H118V197H116ZM137 196H138L139 198H138ZM147 196H148V198H149V202H148V198H147ZM179 196H180V198H178ZM183 196H184V197H183ZM189 196H190L191 198H190ZM194 196H195V197H194ZM197 196H198V198H197ZM208 196H209V197H208ZM248 196H247V197H248ZM252 196H253V195H251V197H252ZM0 197H1V195H0ZM10 197H11V199H10ZM33 197H34L35 199H34ZM73 197H75L76 199L73 198ZM77 197H78V198H77ZM106 197H107L108 200H110V202L106 199ZM108 197H110V198H108ZM119 197H120V198L122 197V199L124 198V199H123L124 202L121 203L123 207H122L121 204H120V206H121L120 208H119V206H118V205H119V202H121V201H123V200H120ZM130 197H131V198H130ZM132 197H133L134 199H133ZM135 197H136V198H135ZM153 197H155V196H153ZM182 197H183V198H182ZM233 197H234V198H233ZM238 197H239V198L243 197V198H242V199H239ZM251 197H250V198H251ZM253 197H254V196H253ZM1 198H2V197H1ZM8 198H9V199H8ZM20 198L22 199V201H20V200H21ZM41 198H42V199H41ZM44 198H45V199H44ZM51 198H52L53 200H52ZM68 198H71V199L73 198V199H72V200H71V199L68 200ZM99 198H101V199H99ZM104 198L108 201L107 204H106V201H105ZM117 198H118V199H117ZM128 198H130V199H128ZM137 198H138V199H137ZM142 198H143V200H145V202L142 201ZM155 198H156V197H155ZM168 198H169V200H168ZM171 198H173V201H174L175 203H171V201H170ZM189 198H190V199H189ZM194 198H196L197 201H196V199L193 201ZM199 198H200V200H199ZM204 198H205V200H204L205 202H207V200L211 198V199L206 203V204L208 205V207H210L211 202L214 201V202L212 203L211 206H212V207L215 206L216 209L218 208V209H217L218 212H219L220 210L223 211V213L219 214V215L221 216V218H223V219L227 218L228 220H227V219H225V220H227L228 222L231 221L230 223H228L227 221L225 222V221H223V219H222V221H223V223H222V221L220 220L221 223H222V225H226V228H227L228 230H230V231H227L226 228H225V226H222L220 223H219V225H218V227H219V231H220V229L223 227V228H222L223 230H224V228H225V230H226L227 232H230V233H231V231L233 232V231L237 228V231H239V233H241V235H243V234L246 235V236L243 235V236H244V238H243V237H242V236H241L236 230L234 231V233H231V234L235 235V237H234V236H231V235H230L229 237H231V238L233 237L232 239L236 242V244L239 243V244L237 245V246H238L237 248H236V244L234 243L233 240H231L230 238L227 239V237H225L227 234L224 235L225 233H223V234L220 233L221 231H223L222 229H221L220 232L218 231V233H220V234L216 233L217 230H215V231H214L215 233L212 234V235H214L212 238H216V239H218L219 237H221V238H219V239H221V240H217V241H216V239H215V244L217 243V244H216L217 246H216V245H215V246H211L212 243H213V245H214V242H212V241H214V240H212V238H211L212 235L209 236L208 233H207V234H208L209 237H207V240H208V242H209L210 239H211L212 241H210L211 243L209 242V243H210V244H209V243L205 240L204 235H206V233L204 234V233L202 232V231H203L202 228H204V227H205V229L207 228V227L205 226V224H206V219H205V218H208L207 221H209V222L211 223V220H212L211 218H212V217L216 220V219H218L220 216H218V214H216V212H214V211H213L212 214H211V210H215V209L213 208V209H211V210L208 209V211H209L210 214L205 213V212H202V213H204V216L202 215L201 218L199 217L200 219L198 218V216H200V213H199V209H200V208H199V206L202 205V204H201V203H202L201 199H204ZM207 198H208V199H207ZM212 198H213L214 200H213ZM6 199H8V200H10V201H12V202L9 201L10 203H8V200H6ZM12 199H13V200H12ZM19 199H20V200H19ZM63 199H64V200H63ZM74 199H75V200H74ZM96 199H97L98 201H97ZM111 199H112V200H111ZM116 199L118 200V202L116 201ZM125 199H126V200H125ZM127 199H128V200H127ZM131 199H132V201H131ZM135 199H136V200H135ZM153 199H154V198H153ZM175 199H176V200H175ZM180 199L182 200L183 203L181 202ZM234 199H235V200H234ZM237 199H238V200H237ZM246 199H247V200H246ZM16 200H17V202H15ZM23 200H24V201H23ZM25 200H26V201H25ZM33 200H34V202H33ZM40 200H41V203L43 202L42 205H41V203L39 202ZM42 200H43V201H42ZM102 200H103V201H102ZM215 200H217V201H215ZM231 200H232V201H231ZM250 200H251V199H250ZM35 201H36V202H35ZM52 201H53V202L55 201V202H57V203H52ZM58 201L60 202V205H56V204H59ZM70 201H71V202H70ZM112 201H114V202H115L114 205H115V206H118V208L122 211V212H121V214H123L122 217H120V218L117 217V215L119 216L120 213H118V212L116 213L115 206H114L113 204H111ZM129 201H131L130 204H129ZM135 201H136L137 205H135V204H136ZM167 201H169L171 204L167 203ZM18 202H21V203L23 202V203L20 204V203H18ZM25 202H26V203H25ZM69 202H70V203H69ZM72 202H73V203H72ZM96 202H101V203H98V204H97ZM103 202H104V203H103ZM125 202H126V203H125ZM127 202H128V204H127ZM142 202L145 203V204L143 203L145 206L142 204ZM178 202H181V203H178ZM188 202H190V203H188ZM242 202H243V200H242ZM14 203H15V204H14ZM33 203H34V204L36 203V204H35L36 206H35ZM66 203H67V204H66ZM102 203H103V204H102ZM112 203H113V202H112ZM124 203H125V204H124ZM154 203H155V202H154ZM159 203H160V204H159ZM192 203H193V204H192ZM208 203H210V205H209ZM240 203H241V202H240ZM258 203H259V204H258ZM1 204H0V205H1ZM5 204H6V206H4ZM7 204H10V205H7ZM12 204H13V205H12ZM38 204H39V206H41L40 208H39ZM72 204H73V205H72ZM93 204H94V205L97 204V207L94 206ZM101 204H102L103 206H101ZM116 204H117V205H116ZM141 204H142V205H141ZM146 204H147L148 206H147ZM164 204H165V205H164ZM168 204H169V205H168ZM182 204H183V205H182ZM187 204H188L189 206H187ZM190 204H191V206H190ZM197 204H198V205H197ZM206 204H205V203L203 204V205H205V206L202 205V206H203V209H201V210H204V207H206ZM214 204H215V205H214ZM216 204H217V205H216ZM11 205H12V206H11ZM26 205H29V206H26ZM33 205H34V209H33ZM45 205H46V204H45ZM48 205H46V206L48 207ZM54 205H56L57 207H56V206L54 207ZM92 205H93V206H92ZM98 205H99V206H98ZM112 205H113L114 207H113ZM154 205H155V204H154ZM162 205H163V206H162ZM170 205H171V206L173 205V207L171 208V210H170V207H171ZM174 205H175V207H174ZM213 205H214V206H213ZM253 205H254V206H253ZM24 206H25V207H24ZM104 206H105V207L107 206L108 208H105ZM110 206L113 207L115 211L111 212V209H110V211H109L108 209H109ZM129 206H130V207H129ZM138 206H139V208H138ZM159 206H161V207H160L161 209L159 208ZM177 206H178V207H177ZM186 206L188 207V209H187ZM197 206H198V207H197ZM256 206H257V207H256ZM23 207H24V208H23ZM60 207H62V208H63L62 210H64V211H62V210L60 209ZM89 207H90V208L93 207V209H89ZM94 207H95V210H94ZM100 207H101V208H100ZM111 207H110V208H111ZM126 207H127V208H126ZM132 207H133V208H132ZM142 207H143V209H142ZM144 207H145V208H144ZM148 207H149V208H148ZM162 207H163L164 209H163ZM168 207H169V208H168ZM176 207H177L178 209H176ZM182 207H183V208H182ZM208 207H206V208H208ZM243 207H244V206H243ZM13 208H14V209H13ZM21 208H23L24 211H23ZM48 208H49V207H48ZM48 208H47V209H48ZM70 208H71V209H70ZM99 208L102 210V211L100 210V211H101L100 213L98 212V211H99ZM103 208H105L106 211L103 210ZM113 208H112V209H113ZM125 208H126V209H125ZM146 208H147V209H146ZM180 208H182V209H180ZM206 208H205V209H206ZM239 208H240V207H239ZM245 208H244V210H245ZM6 209H7V210H6ZM20 209H21V210H20ZM35 209H36V210H35ZM38 209H39V210H38ZM51 209H52V211H51ZM54 209H55V211H54ZM72 209H75L73 213L76 214V212H77V215H78V216H77V215H74L75 218H76V220H73L72 218H71L72 220H70L68 216L63 215L64 213L67 214V215H68V213L70 214L69 210L71 211ZM84 209H85V211H84ZM86 209H87V210H86ZM88 209H89V210H88ZM119 209H118V210H119ZM124 209H125V210H124ZM134 209H137V212L139 211V212H138L139 215L137 214L136 210H134ZM159 209H160V210H159ZM162 209H163V211H162ZM168 209L170 210V212H169ZM219 209H220V210H219ZM229 209H230V210H229ZM3 210H4V211H3ZM11 210H12V211H11ZM132 210H134V212H136V213H134ZM148 210H149V212H151V213H149ZM174 210H175V211H174ZM244 210H243V212L245 213L246 211H244ZM258 210H257V211H258ZM57 211H58V213H57ZM65 211H66V212H65ZM82 211H84V212H82ZM88 211H89V212H88ZM90 211H91L92 213H91ZM104 211L107 213V215H106V214L103 215ZM107 211H109V212H111V213H109V212H107ZM126 211H127V212H126ZM130 211H131V212H130ZM178 211H179V214H178ZM182 211H183V212H182ZM221 211H220V212H221ZM233 211H234V212H233ZM239 211H240V210H239ZM241 211H242V207H241ZM21 212H22V213H21ZM44 212H45V213H48V214H45ZM51 212H52V213H51ZM87 212H88V213H87ZM93 212H94V213H93ZM96 212H98V215L96 214ZM146 212H148V213H146ZM181 212H182V213H181ZM194 212H195V213H194ZM196 212H197V213H196ZM206 212H207V211H206ZM247 212H248V210H247ZM7 213H8V214H7ZM43 213H44V216L50 214L48 218H50V217H51V218H50V219L45 218V217H47V216H45V217L42 216ZM55 213H56V214H55ZM59 213H60V214H59ZM73 213H72V214H73ZM83 213H84V214H83ZM89 213L91 214V216L89 215ZM128 213H129V215H128ZM144 213H145V214H144ZM154 213H155V211H154ZM187 213H188V214H187ZM226 213H225V214H226ZM254 213H253V214H254ZM261 213H262V212H261ZM263 213H264V212H263ZM12 214H13V215H12ZM20 214H21V215H20ZM51 214H53L54 218H52V215H51ZM95 214H96V216H95ZM101 214H102L103 217L105 216L104 218H109L110 220H107V219H106V220H104V221H105V222H104V221H103L104 218L101 216ZM109 214H110V215H111V214H114L115 217H112V215H111V216H108ZM121 214H120V216H121ZM133 214H134V215H133ZM135 214H136V215H135ZM141 214H142V215H141ZM164 214L168 215L169 218H170V216H171V214H172L174 220H176L177 222L174 221V220L172 219V217H171L170 219H172L177 225L174 224V222H173L172 220H171V223L168 222L167 220H168L169 218L166 216V217H167V219H166V217H165ZM1 215H2V216H1ZM70 215H71V214H70ZM86 215H87V217H89V216L91 217V219H90V222H91V223H92V222H95V223L97 224V228H98L99 226L102 225V226L100 227L102 230L99 228V230H101V233L105 232V233H104L105 236H107V235H108V236H112V238H110V239L108 240V242H109V246H110V247H108V248H109L110 250H109V249L105 246V244L103 243V240H102V239H104L105 236H104V237L102 236V239L99 240V244H96L95 241H94V240H95L94 235L92 236L93 241L91 240V242H93V244H94V243H95V244L92 245V243H91L90 240H89L90 244L93 246V247H92V246L90 245L91 248H90V247H89V248L92 249V252L95 251V252H93V253H94L93 256H92V257H91V255L89 256V255H88V252H87L86 250H84V249H85V248H84L85 246H84V242H83V240H82V235L79 234V237H78L77 234H78V232H80V231H79V227H81L80 225L84 224L85 221H86ZM131 215H133V218H132ZM152 215H153V214H152ZM169 215H170V216H169ZM176 215H177V217H176ZM193 215H194V216H193ZM210 215H212V217H210ZM259 215H260V216H259ZM17 216H16V219L19 218V217L17 218ZM41 216H42V217H41ZM62 216L65 217V218H63ZM98 216H99V218H98ZM107 216H108V217H107ZM134 216H135V217H134ZM150 216H151V215H150ZM196 216H197V217H196ZM224 216H225V218H224ZM228 216H229L230 218H232V219L234 218V219L232 220V219H230ZM232 216H233V217H232ZM244 216H245V217H244ZM246 216H248V217H246ZM33 217H34V215H33ZM40 217H41L42 219H41ZM60 217L62 218L63 221L66 220L65 222H68V221H69L68 223H66V225H69V226L66 227V229L70 227V228H69L70 230H68V229L66 230L67 232H69V233L65 232V235H66V236H64L63 233H62V229L64 230V227L66 226L65 223L63 224V223H62L63 221H62V222L59 221L60 223L55 222V221L57 220V218L59 219ZM70 217H71V216H70ZM156 217H157V216H156ZM237 217H238V218H237ZM239 217H240V219H239ZM9 218H10V219H9ZM75 218H74V219H75ZM97 218H98V219H102V218H103V219L100 220V221H101V222H100ZM112 218H113V220H112V221H113V225H115V226L111 225V223H110V225L112 226V227L110 228V225H107V221H108V223H109V221H111ZM131 218H132V219H131ZM146 218H147V217H146ZM184 218H185V219H184ZM193 218H194V219H193ZM221 218H219V219H221ZM241 218H242L243 221L241 220ZM248 218H249L250 220H251V219L253 220V219L255 218L256 220H253L254 222H253L252 220H251L250 222H247V221H249ZM259 218H260V221H259ZM6 219H5V220H6ZM31 219H32V218H30V220H31ZM40 219L43 220V221H41ZM45 219H46V220L48 219V221H46ZM67 219H68V221H67ZM79 219H80V220H79ZM84 219H85V220H84ZM94 219H95V220L97 219L98 222L95 221ZM133 219H134V221L132 222L131 220H133ZM144 219H145V217H144ZM159 219L161 220V222H160ZM182 219H183V220H182ZM186 219H188V221L190 220V222L187 221L188 224H187V222L185 221ZM196 219H199L200 221H199V220L197 221ZM209 219H210V220H209ZM214 219H213V220H214ZM236 219H238L239 222H241L242 224H243L244 222H245V223H244L243 225H242L241 223L238 224L239 222H236ZM0 220H1V219H0ZM30 220H29V221H30ZM81 220H82V221H81ZM83 220H84V221H83ZM141 220L144 221V224H143V225H140V224H142V223H141ZM191 220H192V222H191ZM195 220H196V221H195ZM238 220H237V221H238ZM244 220H246V221H244ZM44 221H45V222H44ZM72 221H73V223H72ZM102 221H103L104 223H103ZM127 221H130V222L133 223V224H131L130 222H127ZM136 221H137V222H136ZM139 221H140V223H139ZM179 221H182V223H180ZM184 221H185V222H184ZM202 221H204V222H203V226H204V227H202V228L200 229V225L202 224ZM216 221L218 222L219 220H216ZM216 221H215V223H216V225H217V222H216ZM256 221H257V223L262 221L261 223H259V224H261V225H257V223H255ZM13 222H15V219H14V221H12V223H13ZM16 222L18 223L17 220H16ZM35 222H37V223H35ZM70 222H71L72 224H69ZM99 222H100V224H99ZM135 222H136L137 225L135 224ZM145 222H146V223H145ZM159 222H160L161 224H160ZM183 222H184V223H183ZM246 222H247V223H246ZM1 223H2V222H1ZM8 223H9V224H8ZM44 223H45V225H44ZM95 223H93V224L95 225ZM204 223H205V224H204ZM207 223H208V222H207ZM212 223H213V225L215 224L214 221H212ZM248 223H250V224H248ZM27 224H28V226H27ZM35 224H36V225H35ZM49 224H50V223H49ZM53 224H54V225H53ZM56 224H57V225H56ZM73 224H74V225H73ZM76 224H77V225H76ZM79 224H80V225H79ZM93 224H92V225H93ZM98 224H99V225H98ZM134 224H135V225H134ZM162 224H163V225H162ZM170 224H171V226H169ZM172 224H173V225H172ZM231 224H232V227H231ZM254 224H255V225H254ZM17 225H18V224H17ZM17 225H15V226L12 225V227H17ZM30 225H31L32 227H31ZM38 225H37V226H38ZM60 225H61V226H60ZM71 225H73V226H71ZM92 225H91V226H92ZM144 225H145V226H144ZM220 225H221V226H220ZM234 225H235V227H234ZM237 225H239V227H238ZM244 225H247V226H244ZM253 225H254L255 227H254ZM1 226H2V225H1ZM1 226H0V227H1ZM29 226H30V228H29ZM104 226H106V228H105ZM137 226H139V227L137 228L138 230L136 229ZM153 226H155V225H153ZM168 226H169V227H168ZM211 226H212V224H211ZM241 226H242L243 228H241ZM248 226H249V227H248ZM258 226H259L260 228H259ZM53 227H51V228H53ZM77 227H78V228H77ZM94 227H96V225L93 226V228H94ZM142 227H143L144 229H143ZM167 227H168V228H167ZM171 227H172V228L174 227V228L172 229ZM212 227H213V226H212ZM245 227H246V228H245ZM256 227H257V228H256ZM27 228H29V229H31V230H29V229H27ZM32 228H33V229H32ZM48 228H49V226H48ZM113 228H114V229H113ZM155 228H156V226H155ZM210 228H211V227L209 226L208 229H210ZM240 228H241V229H240ZM250 228H251V229H250ZM253 228H254V229H253ZM258 228H259V229H258ZM0 229H1V228H0ZM36 229H38V234H37V235L39 236V235L41 234V233H40L41 231L39 230V227H36ZM40 229H41V228H40ZM44 229H43V230H44ZM49 229H50V228H49ZM76 229H77V230H76ZM81 229H82V227H81ZM81 229H80V230H81ZM110 229H111V230H110ZM118 229H119V230H118ZM139 229H141V232H140V233L143 234L144 239H145L146 242L143 240V236H142V234H141V237H142V238L140 237V238L138 239V238H137L138 236L136 237V238L139 240V241L137 240L138 242H137V241H136V242H133V241L135 240V238H133V239L131 238V240H133V241L129 240V241H131V242L126 243V241H128V240H125V239H126L125 236H126V235L128 236L129 234H132L133 230H134L133 233H136L135 230H137V232H139ZM145 229H146V230H145ZM152 229H153V228H152ZM152 229H151V230H152ZM208 229H206V230L208 231ZM232 229H233V230H232ZM244 229H245V231H244ZM247 229H248V232L246 231ZM249 229H250V232H249ZM11 230H14V231H15L13 235H11V234L13 233V232H10ZM34 230H35V229H34ZM34 230H33V232H34ZM43 230H42V231H43ZM75 230H76V232H75ZM99 230H98V231H99ZM154 230H155V229H154ZM201 230H202V231H201ZM206 230H204V231H206ZM251 230H252V233H251ZM257 230H258V231H257ZM44 231H45V230H44ZM73 231H74V233H75V240H74V235H72V234H74V233H70V232H73ZM182 231H183L184 233H183ZM200 231L203 233V235H202V233H200ZM128 232H129V233H128ZM144 232H145V235H144ZM152 232H153V230H152ZM171 232H172V234H171ZM243 232H246L247 234H246V233H243ZM2 233H3V234H2ZM28 233H29V232H28ZM30 233H29V235H30ZM43 233H44V232H43ZM76 233H77V234H76ZM106 233H107V235H106ZM157 233H158V232H157ZM157 233H156V234H157ZM167 233H168V234H167ZM181 233H182V236H181ZM198 233H199V234H198ZM230 233H229V234H230ZM235 233L239 234L240 237H236L237 234H235ZM260 233H261V234H260ZM262 233H263V234H262ZM1 234H2V235H1ZM26 234H27V233H26ZM59 234H58V235H59ZM67 234H68V235H67ZM136 234H137V233H136ZM136 234H135V235H136ZM148 234L150 235L151 232L148 233ZM153 234H154V233H152L151 235H153ZM170 234H171V235H170ZM196 234H197V236H195ZM229 234H228V235H229ZM248 234H249V235H248ZM252 234H253L254 236H253ZM14 235H15V236H14ZM29 235H28V236H29ZM37 235H36V236H37ZM44 235L46 236V234H44ZM44 235L42 234L41 236L43 237ZM61 235H62L63 237H62ZM138 235H139V234H138ZM154 235H155V234H154ZM154 235H153V236H154ZM168 235H169V237H168ZM184 235H185V236H184ZM251 235H252V236H251ZM10 236H11L12 238H11ZM13 236H14V237H13ZM80 236H81V237H80ZM130 236H131V235H130ZM145 236H146V237H145ZM170 236H171V237H170ZM199 236H202V237H199ZM206 236H207V235H206ZM248 236H249V237H248ZM16 237H17L18 241H17ZM68 237H67V238H68ZM76 237H77V238H76ZM95 237H96V236H95ZM99 237H100V235H99ZM123 237H124L125 239H124ZM128 237H129V236H128ZM128 237H127V239H128ZM131 237H132V236H131ZM150 237H151V236H150ZM182 237H183V238H182ZM184 237H186V238H184ZM189 237H190V238H189ZM194 237H195V238H194ZM217 237H218V238H217ZM245 237H248V238H245ZM260 237H261V238H260ZM9 238H10V239H9ZM39 238H40V237H39ZM43 238H44V237H43ZM64 238H65V239H64ZM92 238H91V239H92ZM129 238H130V237H129ZM156 238H157V235H156ZM165 238H167V239H165ZM169 238L173 241L174 244H175V243H176V244L174 245V244L172 243V244H173V245H172V244L170 243V242H172V241H170ZM199 238H201V239H199ZM208 238H210V239H208ZM234 238H235L237 241H236ZM241 238H243L244 240L241 239ZM19 239H21V240H19ZM25 239L28 240V241L26 242ZM59 239H60V238H59ZM71 239H72V240H71ZM96 239H98V237H96ZM107 239H108V238H106V240H105L104 242H106ZM122 239H123V241H124L125 243H123ZM147 239H148V238H147ZM150 239H152V237H151ZM160 239H161V238H160ZM187 239H188V241H189L190 239H191V240H190L189 242L186 243ZM195 239H196V240H195ZM245 239H246V240H247V239L249 240L247 244L244 243V242L246 241ZM23 240H24V241H23ZM55 240H57V241L59 242V244H58V242L56 241V242H57V245H58L57 247H59V248H56V247H55V248H56V251H52V249H53L54 246L56 245V244L54 245ZM77 240H79V241H77ZM153 240H150V241H151L150 243L154 244ZM158 240H159V239H158ZM227 240H228V241H227ZM230 240H231L232 242H231ZM241 240H243V242H242ZM256 240H257V242H256ZM22 241H23V242H22ZM50 241H51V240H50ZM80 241H81V242H80ZM96 241H97V240H96ZM120 241H121V243H120ZM142 241H144L145 243L142 242ZM167 241H169V242H167ZM184 241H185V242H184ZM205 241H206V242H205ZM223 241H225V240H223ZM223 241H222V242H223ZM239 241H241V243H240ZM17 242H18L19 244H17ZM21 242H22V243H21ZM34 242H35V241H34ZM75 242H76L77 245H75V247H74V248L72 247L73 249H71V245H70V244H75ZM77 242H79V243H83V244H79V243H77ZM108 242H107V243H108ZM166 242H167V243H166ZM204 242H205V244H204ZM246 242H247V241H246ZM249 242H250V243H249ZM252 242H253V243H252ZM3 243H4V244H3ZM23 243H25V244L22 245ZM32 243H33V244H32ZM44 243H45V242H44ZM87 243H88V242H87ZM97 243H98V242H97ZM141 243H142V244H141ZM218 243H221V244H218ZM243 243H244V245H243ZM254 243H255V244H254ZM5 244H6V246H7L6 248H5ZM66 244H67V241H66ZM68 244H67V245H68ZM122 244H124V245H122ZM159 244H161V243H159ZM206 244H207V245H206ZM228 244H229V243H228ZM233 244H234V245H233ZM241 244H242V246H241ZM250 244H251V245H250ZM16 245H18L19 247L16 248V247H17ZM53 245H54V246H53ZM82 245H83V246H82ZM86 245H87V244H86ZM137 245H138V246H137ZM141 245H143L142 247L145 248V250H144V255L142 254V255L144 256L145 259L142 258V259L140 260V259L138 258V255H140V254L137 253V251H138V248L141 249V247H140ZM161 245H162V244H161ZM194 245H196V246H194ZM197 245H198V246H197ZM202 245H203V247H202ZM205 245H206V246H205ZM219 245H221L220 247H221V248L223 247V249L219 248ZM248 245H250V246H248ZM13 246H14V247H13ZM15 246H16V247H15ZM76 246H77V247H76ZM126 246H127V247L131 246L132 250H131V248H128V249L126 248V249H125L124 247H126ZM151 246H152V247H151ZM158 246H159L160 249H164V248H165V249H164V250H160V249L158 248ZM165 246H166V247H165ZM167 246H168L170 249H168ZM208 246H209V247H208ZM226 246H227V245H226ZM240 246H241V247H240ZM243 246H244V247H243ZM256 246H257V248L254 250V248H255ZM65 247H67V246H65ZM175 247H176V249H174ZM197 247H198V248H197ZM211 247H212V248H217L218 253H216V252H217L216 249H212ZM239 247H240V248H239ZM251 247H254V248H251ZM261 247H262V248H261ZM7 248H8V249L11 248V252H10V250H8ZM30 248L33 249V248H34V245H33V248H32V247H30ZM47 248H48V249H47ZM49 248H50V249H49ZM55 248H54V249H55ZM86 248H87V247H86ZM119 248H123V251H121ZM149 248H150V249H149ZM151 248H153V249H151ZM155 248H156V249L158 248V251H156ZM193 248H194V250H196V252H193V251H194ZM210 248H211V249H210ZM229 248H228V251H229ZM241 248H242V250H240ZM6 249H7V252H6V253L8 254V252H9L10 256L7 255L6 253H4V252L6 251ZM16 249H19L18 252H17ZM57 249H58V250H57ZM90 249H89V251H90ZM204 249H205V251L213 250L217 255L214 254L212 251L205 252ZM220 249H221V251H220ZM244 249H245V251H244ZM249 249H250V250H249ZM50 250H51L52 252H51ZM72 250H73V251H72ZM74 250H75V251H74ZM82 250H84L85 252H84V251L82 252ZM135 250H136V251H135ZM173 250H174V251H173ZM215 250H216V251H215ZM238 250H239V251H238ZM246 250H249L248 252H250V253H247ZM253 250H254V252H253ZM256 250H258V251L255 252ZM260 250H261V251H260ZM15 251H16V253H18V254H16V255H18L19 257L14 256V255H15ZM59 251H60V250H59ZM96 251H97V252H96ZM139 251H140V250H139ZM197 251H198V252H197ZM262 251H263V253H262ZM19 252H20V253H19ZM37 252H38V253H37ZM40 252H41V253H40ZM63 252H64V251H63ZM92 252H91V254H92ZM122 252H123V253H122ZM133 252H134V253L136 252L135 255L133 254ZM155 252H156V253H155ZM2 253H3V254H2ZM30 253H31V254H30ZM35 253H36V254H35ZM39 253H40V255L38 256L37 254H39ZM61 253H62V250H61ZM72 253H74V254H72ZM79 253H80V254H79ZM84 253H85V254H84ZM147 253H148L151 257L148 256ZM163 253H164V254H163ZM171 253H172V254H171ZM198 253H199V254H198ZM208 253H211V254H208ZM220 253H221V254H220ZM253 253H254V254H253ZM4 254H5V255H4ZM11 254H12L13 256H12ZM42 254H43V255H42ZM44 254H46L47 257H46ZM65 254H68V252H66V250H65L64 255H65ZM81 254H82V256H81ZM86 254H87V255H86ZM131 254H133L134 256H132ZM162 254H163V255H162ZM193 254H194V255H193ZM197 254H198V256H196ZM204 254H205V255H204ZM207 254H208V255H207ZM229 254H228V255H229ZM242 254H243V255H242ZM6 255H7V257H9V260H8V258L6 257ZM51 255H52V254H51ZM85 255H86V256H85ZM130 255H131L132 257H131ZM142 255H141V256H142ZM145 255H146V256H145ZM157 255H158V256H157ZM169 255H170V256H169ZM192 255H193V256H192ZM206 255H207V256H206ZM214 255H216L217 257H219V259H218V258L213 259L214 257H216V256H214ZM220 255L222 256L221 258H220ZM245 255H246V256H245ZM255 255L258 256L257 259H256ZM261 255H263V258H262ZM21 256H22V255H21ZM41 256H42V258H41ZM43 256H44V258H43ZM53 256H54V255H53ZM88 256H89V257H88ZM141 256H139V257H141ZM190 256H192V257H190ZM194 256H195L196 258H194ZM211 256H212V257H211ZM226 256H227V255H226ZM1 257H2V259H1ZM14 257H15V258H14ZM28 257H29V259H28ZM49 257H50V258H49ZM130 257H131V259H130ZM146 257H148L147 260H146ZM152 257H153V258H152ZM156 257H157V260L155 259ZM231 257H228V261H229V258H231ZM252 257H254V258H252ZM3 258H5V261H6V262H5V261H2V260H4ZM11 258H12V259L14 258V260H12ZM26 258H27L28 261L26 260ZM62 258H63V259H62ZM84 258H85V259H84ZM89 258H90L91 261H90V260L87 261V259H89ZM125 258H126V260H125ZM136 258H137L138 260H140V263L137 261ZM151 258H152V260L154 259V261H151V260H150ZM160 258H161V259H160ZM55 259H56V261H55ZM57 259H58V260H57ZM68 259H69V260H68ZM83 259H84L86 262H85ZM169 259H170V260H169ZM231 259L234 260L233 258H231ZM246 259H247V260H246ZM254 259H256L257 262L254 261ZM261 259H262V260H261ZM19 260H20V263H21V259H19ZM22 260H23V259H22ZM52 260H53V259H52ZM82 260H83V261H82ZM95 260H96V261H95ZM216 260H215L214 264H218V263L221 264V263H223V262H224L223 264H226V263H227V264H230L228 261H223L224 258L221 259L223 262H222L221 260H219L220 262L218 261V263H216V262H217ZM225 260H227V259H225ZM239 260H238V261H239ZM251 260H252V261H251ZM16 261L18 262V260H16ZM26 261H27V263H26ZM30 261H31V260H30ZM30 261H29V262H30ZM71 261H72V262H71ZM136 261H137L138 263H137ZM144 261H145V262H144ZM150 261H151V262H150ZM168 261H169V262H168ZM243 261H242V262H243ZM253 261L256 262V263H254ZM23 262H24V260H23ZM23 262H22V263H23ZM31 262L34 263V257H33V260H32ZM31 262H30V263H31ZM38 262H36V263H38ZM48 262L52 264V261H51V260L48 261ZM82 262H83V263H82ZM96 262H97V263H96ZM153 262H154V263H153ZM156 262H157V263H156ZM171 262H172V263H171ZM205 262H206L207 264L209 263V261H208V262L205 261ZM205 262L202 263V264H206ZM225 262H226V263H225ZM231 262H232V264L234 263L233 261H231ZM239 262H240V261H239ZM13 263H14V264H17V263H15V262H13ZM13 263H12V264H13ZM20 263L18 262V264H20ZM30 263H28V264H30ZM33 263H31V264H33ZM36 263H34V264H36ZM89 263H88V264H89ZM176 263H175V264H176ZM210 263H209V264H210ZM240 263H241V262H240ZM245 263H243V264H245ZM23 264H24V263H23ZM57 264H61V263L58 262ZM236 264H238V263H236Z\"/></svg>",
  "mask_w": 264,
  "mask_h": 264
}]
</instances>
